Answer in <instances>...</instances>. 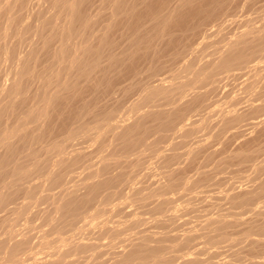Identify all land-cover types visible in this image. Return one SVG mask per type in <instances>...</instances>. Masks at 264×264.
Instances as JSON below:
<instances>
[{"label":"bare ground","instance_id":"1","mask_svg":"<svg viewBox=\"0 0 264 264\" xmlns=\"http://www.w3.org/2000/svg\"><path fill=\"white\" fill-rule=\"evenodd\" d=\"M7 1V0H6ZM32 1V0H31ZM46 1V0H45ZM94 0H54L53 1V7L55 8L54 10L56 11H58V17L60 18L62 15H64V19H63V21L65 20V21H67L68 19H69V21L67 22V24L66 25H64L63 23V27H58L57 25L59 24H57V25H55L56 23H54V22H52V19L51 18H48V19H44V20H41L42 21V23L37 27V29L35 28V30H36V34H37V36H39L40 38H42L41 40H42V51H44L45 53H49V54H51V52H53L52 51V46H53V44H54V42H56L57 40L60 42V45H59V48H57L56 50H55V55L57 54V59L59 60V61H61V63L63 64V65H61V66H59V65H56V67L58 66V71L55 73L54 72V70H52L53 72H54V74L50 77V79L49 80H45L47 83L45 84V88H42L43 89V91H42V93H40V96H39V99L36 97V99H38V103H36V102H33V103H35V105L36 104H39L40 102L39 101H41V104H39V105H41V106H35V105H33V103H29V104H32V106L31 107H29L28 108V106H27V109L25 108L26 106L25 105H27L26 103L30 100H32V99H27V98H20L19 96H18V98H20L21 100H17L16 101V99L14 100V98H12V95H13V97H15V93H18V92H20V91H22L23 92V87H24V85L26 84L22 79L24 78H27L28 79V77L29 76H31L32 75V72H31V70H35V69H30V65L32 66V64L31 63H29L30 62V60L32 59V61H33V58H35L36 57V55H37V53H36V48L35 47H33V46H31V45H26V47H25V44H26V41H25V39L23 38V37H21V36H19V38L16 40V41H12L11 39H12V35H13V32L12 33H10L11 32V30H13L14 29V27H15V24H16V19H15V17L17 16H14L13 15V11L16 9V8H26L27 9V7L29 6L28 5V0H15L14 2H9L8 1V4L3 8V14H5L6 16L5 17H7L6 18V20H5V23L4 24H2V28L0 27V58L2 59V62L3 63H6V64H9V67H7L8 69H7V71H6V73L4 72L2 75L4 76H2L1 74V77H3L2 79H0V147L3 149V152L2 151H0V210L1 209H5V207H7L8 205H9V203L11 202V201H14L13 200V198H14V196L17 198L18 196H20L19 194H23L24 195V193H25V198H26V200H24V201H22L21 199H23V197L22 198H20V200L22 201V202H24V203H21L22 205H18L19 207H18V209H16V210H14L13 212H14V214H12L13 215V217H12V215H10L9 217H8V215H7V217L5 216L6 215V213L4 214V216L5 217H0V264H27V261L26 260H24L22 257H21V254L24 252V250H25V248L26 247H28V244H29V242H28V240H26L25 239V236L29 233L30 234V232L33 230V229H35V227L37 228L39 225H33V226H35V227H33L31 224V222H30V219H29V221H26L25 222V224H24V227L23 226H21V229H22V227H23V229H22V231H21V229L19 228L18 230L15 228V223H17L20 219H21V217H23V215L25 214V212L27 211V210H30L29 208L30 207H32V206H35V207H38V205H40L41 203H43V202H46L47 201V203L48 202H50L51 204V206L50 207H52V209H51V214H49L48 212H46L45 210H43L44 211V213H43V215L45 214V212L46 213H48L49 215H51V216H48V214L46 215V216H43V218H42V215H41V213L39 212H37L38 213V215H36L35 214V217H37V216H39V217H41V219H42V223H43V227H44V229L46 230V229H49V231L50 232H52V231H55L56 232V230H60V229H58L59 228V226H58V228L56 227L58 224V222L60 221L61 223L64 221H67V222H70V220H68V218H72L71 219V221H73V219L74 218H76L78 215L80 216L81 215V212H83V210L85 209V210H87L88 208H90L89 206L91 205V207H94L95 206V208H96V206H97V208H96V210H95V212L93 213H88L89 215H87L86 216V214L85 213H87V211L85 212V210H84V215L86 216V219L85 220H87V222L89 223V221L91 222V224H92V226H96L97 227V225L99 224L100 225V222H103L104 221V217L105 216H108V215H104V213H106L107 211H108V207H105V208H107V211H105L102 207V205H101V203H99V202H101V201H98V199L102 196V198H105V200H108V202H109V204L108 205H111L112 204V202H110V200H109V198L111 199L113 196H112V194L111 193H115L114 192V190L112 191L111 190V188H113V187H115L116 186V188H117V185L120 187V183L122 182V180H123V182H124V179H122L123 177H122V175L125 173V171H124V173L123 172H118V173H120V174H114L113 173V171H112V173H111V170H112V168H114L115 166L118 168V166H119V163L121 164V163H123L124 161H122V160H124L125 158H123L122 159V157L121 156H119L118 158H120L121 157V159H118L117 160V156L115 155V150H117L116 152H121V151H123L125 154H127V156L128 157H130V155H128V154H132L133 152H136V154L139 156V155H141V154H143L142 152H141V150L138 152V150H139V148L140 149H142L140 146L142 145H145L146 143L145 142H147L146 140H147V136L149 135V134H155V133H153V132H156V131H158L159 132V134L161 133V136L163 137V138H165V136H164V134H166L167 132L168 133H171V132H173L172 130H174V128L176 127V123H177V121H180L181 119H183L184 117H185V115L187 114V113H189V112H191L192 111V109L194 108V107H196V105L197 104H199V102L200 103H202V105L203 104H205V102L203 103V102H201V100H204V97H205V95H208L207 93H203L202 92V94H200V95H198V91L200 90L201 91V88L202 89H204V88H206L207 87V85L206 84H209V82L214 78V77H216L217 75H218V77L221 75V77H222V75H226V73L229 75V73L231 72H235V71H241V70H243V69H245V70H247V65L250 63V64H252V63H254L255 62V60L254 59H259L258 58V56H260L261 57V53L262 52H264L263 50H264V26L263 27H260V30L258 31V29L255 31V29L258 27H255V29H254V31L252 30V29H250V28H248V29H246V30H240V31H242V32H237V30H236V34L232 37L231 35V39H228V41H227V39H225V41H227L226 43H224L225 45H224V47H222L221 46V48H223L222 49V51H221V49L220 50H218V52H215L216 50H212V49H210V51L212 50L213 52H215V53H213V54H216V56L213 58V59H211V60H209L208 62L206 61V63L204 62V63H202V65L200 66V67H198V69H196L195 71H192V74L191 75H189V76H191L190 78H192V76H193V79H192V82L195 84V83H197V82H199V83H197V84H199L198 86L197 85H194L193 84V86L194 87H192L193 89H191L190 91H197V92H195L197 95L193 98V99H189V100H186V97L191 93L188 89H190V88H188V87H190V86H192V84H189L188 82H189V77L187 76V77H184L183 76V79L184 78H189V79H187L188 81L186 82H184V80L182 79V77H180L183 81H181L180 82V84H177V85H179V86H177L176 87V83H175V85H173V84H169V85H167L166 86V84H168L167 83V80L165 79L164 80V78H163V74H162V78H163V80L161 79V81L159 82L158 81V83H160L159 85H157V86H153V87H148V88H146V90H145V92H144V94H143V97H142V99L139 101V102H137V104H136V106H135V104H134V106L133 107H135V108H131V110H128V111H130V114H129V116H130V120H128L129 122H130V124L129 123H122L121 121H119L118 119H117V117L119 116H117V114H118V112H116V108H118V107H116L114 110H112V111H109L108 109V111L106 110V109H103V110H106V112L105 111H103L102 112V110H100L101 109V106L99 107V105L98 104H100V103H98L97 104V100L98 99H100L99 97H101V96H105L106 94L108 95V93L110 92V91H113V88H114V86L115 85H117V83L120 81L121 82V80L125 77V79H126V76H135V77H137L138 76V74H140L139 72H140V68H139V64H140V62L141 61H149L148 62V65H149V67H148V71L150 72V74L151 75H155L157 72H158V70H160V59L165 55V53L167 52V50L170 48H172V47H174L175 45L177 46V45H179L178 43H180V45H181V40L183 39V38H185V37H187L189 34H190V36H191V33L193 34V33H195L196 31H199L200 29H201V27L203 28L204 26H202L203 25V23H205V22H207V20H209V19H211V18H214V17H218L220 14H221V12H222V9H223V7H222V5L224 6V4H225V2L226 1H228V2H230V0H177V2H175L174 3V1L173 0H104V2L103 3H105V5L107 6L108 4H110L111 5V21L106 25L105 24V27L103 28V29H101L100 30V28L98 29V30H100L101 31V33L99 34V33H94V32H92V31H94V29L92 30V27H93V25L95 24V21L91 18V16L87 13V7L89 6V5H91L92 4V2H93ZM247 1V0H246ZM245 1V2H246ZM33 2V1H32ZM31 2V3H32ZM43 2V1H42ZM47 2V1H46ZM45 2V3H46ZM50 2H51V0H50ZM99 2V1H98ZM171 2H173L172 4H171ZM232 2V1H231ZM234 2V1H233ZM232 2V3H233ZM2 3H4V2H2ZM47 3H49V2H47ZM96 3H97V1H96ZM253 3H255L256 4V1L254 0L253 1ZM6 4V3H5ZM4 4V5H5ZM33 4H35V3H33ZM99 4V3H98ZM231 4V3H230ZM235 4H236V2H235ZM4 5H2V6H4ZM50 5V4H49ZM48 5V6H49ZM97 5V4H96ZM234 5V4H233ZM245 5H246V3H245ZM51 6V5H50ZM94 6V5H93ZM231 6V5H230ZM236 6V5H235ZM234 6V7H235ZM241 6V5H240ZM243 6V5H242ZM91 7V6H90ZM98 7V6H97ZM96 7V8H97ZM229 7V6H228ZM233 7V8H234ZM246 7H247V5H246ZM254 7V6H253ZM50 8H52V7H50ZM224 8H225V6H224ZM240 8V7H239ZM31 9H34L33 7L31 8ZM102 9V8H101ZM107 9V8H106ZM230 10H231V7H230ZM257 10H258V8H257ZM261 10H263V9H261ZM261 10H259V11H261ZM21 11V10H20ZM23 11V10H22ZM21 11V12H22ZM25 11V10H24ZM23 11V12H24ZM99 11V10H98ZM102 11V10H101ZM100 11V12H101ZM109 11V10H108ZM225 11V10H224ZM240 11V10H239ZM246 11H247V9H246ZM1 12V11H0ZM16 12V11H15ZM94 12V11H93ZM103 12V14H104V11H102ZM235 12V11H234ZM242 12V11H241ZM243 12H244V10H243ZM251 12V11H250ZM17 13V12H16ZM26 12H24V14H25ZM55 13V12H54ZM98 13V12H97ZM225 13V12H224ZM239 13V15L241 14L240 12H238ZM247 13V12H246ZM262 14H263V11L261 12ZM22 14V13H21ZM51 14V17H53L52 16V13H50ZM98 14H100V13H98ZM230 14V13H229ZM228 14V15H229ZM244 14H245V12H244ZM243 14V15H244ZM250 14V13H249ZM2 15V14H1ZM23 15V14H22ZM56 15V14H55ZM61 15V16H60ZM106 15V14H105ZM233 15V14H232ZM237 15V14H236ZM247 15V14H246ZM253 16H255L254 14H252ZM259 15V14H258ZM261 15V14H260ZM65 16L67 17V19H65ZM106 16H108V15H106ZM221 16V15H220ZM23 17V16H22ZM21 17V18H22ZM56 17V16H55ZM58 17H56V18H58ZM96 17V16H95ZM109 17V16H108ZM223 17V16H222ZM245 17V16H244ZM262 17V16H261ZM20 18V19H21ZM26 18V17H25ZM56 18H54V19H56ZM100 18V17H99ZM230 18H231V16H230ZM216 19V18H215ZM219 19H221V18H219ZM227 19V18H226ZM243 19H245V18H243ZM214 20V19H213ZM213 20H211V21H213ZM228 20H230L229 18H228ZM236 20V19H235ZM235 20H233V22L235 21ZM246 20V19H245ZM251 20H253V19H251ZM261 20V19H260ZM259 20V21H260ZM99 21V20H98ZM217 21H219V20H217ZM257 21V20H256ZM18 22V21H17ZM57 22V21H56ZM249 22V21H248ZM54 23V24H53ZM66 23V22H65ZM214 23V22H213ZM218 23V22H217ZM230 23V21H228V24ZM241 23V22H240ZM245 23V22H244ZM244 23H243V25H244ZM1 24V23H0ZM21 24V23H20ZM100 24H102V22H100ZM210 24V23H209ZM225 24H226V22H225ZM236 24H237V22H236ZM255 24H257V23H255ZM254 24V25H255ZM60 25V24H59ZM97 25H98V22H97ZM103 25H104V22H103ZM214 25V24H213ZM232 25V24H231ZM17 26V25H16ZM27 26H28V23H24L23 24V28L25 27V28H27ZM219 26V25H218ZM225 26V25H224ZM230 26V25H229ZM234 26V25H233ZM240 26V25H239ZM261 26V25H260ZM31 27V26H30ZM29 27V28H30ZM221 27V26H220ZM227 27H228V25H227ZM247 27V26H246ZM18 28V27H17ZM124 29V31H123V33L127 30V34H128V32H133L132 34H133V36H134V38L133 39H131V42L129 43V45L127 46V47H124V49L123 50H120L119 48H117V40H116V38H115V33H117L116 31L119 29ZM205 28V27H204ZM203 28V29H204ZM213 28V27H212ZM222 28V27H221ZM226 28V27H225ZM230 28H231V26H230ZM240 28V27H239ZM244 28V27H243ZM227 29V28H226ZM225 29V30H226ZM229 29V28H228ZM236 29H237V27H236ZM21 31L22 30H25V29H20ZM97 30V29H96ZM210 30V29H209ZM221 30V29H220ZM21 31H17L19 34L21 33ZM175 31H177V32H180V34H175ZM201 31V30H200ZM200 31H199V33H200ZM217 31H218V29H217ZM221 31H223V28H222V30ZM220 31V33H222ZM234 31V30H233ZM122 32V31H121ZM212 32V31H211ZM230 32V31H229ZM15 33V32H14ZM31 33H33V31L31 32ZM93 33L95 34V35H97V36H94L93 35ZM126 33V32H125ZM136 33V34H135ZM199 33H197V34H199ZM224 33V32H223ZM12 34V35H11ZM122 34V33H121ZM126 34V35H127ZM202 34V33H201ZM206 34V33H205ZM228 34V33H227ZM226 34V35H227ZM230 34H232L233 35V33H230ZM33 35H35V34H33ZM79 35L81 36V40H80V42H76V41H74L73 42V40H74V38L76 37V36H78L79 37ZM194 35V34H193ZM207 35V34H206ZM211 35V34H210ZM215 35V34H214ZM223 35V34H222ZM12 36V37H11ZM117 36V35H116ZM202 36V35H201ZM212 36V35H211ZM210 36V37H211ZM218 36V35H217ZM128 37H130V36H128ZM198 37V36H197ZM200 37V36H199ZM227 37V36H226ZM226 37H224V38H226ZM11 38V39H10ZM15 38V37H14ZM39 38V39H40ZM131 38V37H130ZM191 37H189V39H190ZM207 38V37H206ZM214 38H215V36H214ZM223 38V37H222ZM78 39V38H77ZM124 39V38H123ZM188 39V40H189ZM200 39H202V38H200ZM219 39V38H218ZM79 40V39H78ZM125 40V39H124ZM128 40H129V38H128ZM198 40V39H197ZM204 40V39H203ZM207 40V39H206ZM206 40H205V43H206ZM216 40V39H215ZM121 41V40H120ZM200 41V40H199ZM210 41V40H209ZM209 41H208V43H209ZM223 41H224V39H223ZM222 41V42H223ZM224 41V42H225ZM31 42H33V41H31ZM76 42V43H75ZM124 42V41H123ZM192 42V41H191ZM195 42H196V40H195ZM204 42V41H203ZM212 43H213V38H212V41H211ZM218 42H220V41H218ZM217 41H216V43H218ZM222 42H220L221 44H222ZM58 43V42H57ZM120 43V42H119ZM207 43V45L206 46H208L209 44ZM216 43H214L215 45H216ZM33 44H35V43H33ZM193 45L195 44V43H192ZM191 44V45H192ZM200 44H202L201 42H200ZM200 44H199V42H198V45H199V47H200ZM36 45V44H35ZM119 45H122V43L121 44H119ZM125 45H126V43H125ZM196 45V44H195ZM198 45H196V46H198ZM205 45V44H204ZM204 45H202V46H204ZM214 45V46H215ZM220 45V44H219ZM122 46H124V45H122ZM187 46V45H186ZM210 46V45H209ZM213 46V45H212ZM212 46H210V47H212ZM213 46V47H214ZM38 47V46H37ZM58 47V46H57ZM185 47V46H184ZM194 47V46H193ZM218 47L219 46H217L216 47V49H218ZM178 48V47H177ZM203 48V47H202ZM215 48V47H214ZM119 49V50H118ZM180 49V48H179ZM182 49V48H181ZM188 49H189V46H188ZM195 48H192V50H194ZM204 49V48H203ZM206 49H208V47L206 48ZM184 50H186V49H184ZM199 50H201V49H199ZM41 51V50H40ZM42 51H41V53H42ZM175 51V50H174ZM189 51H191V50H189ZM208 51V50H207ZM220 51V52H219ZM168 52H170V51H168ZM176 52V51H175ZM177 52H179L180 53V51H177ZM183 52V51H182ZM187 52V51H186ZM205 53V52H204ZM211 53V52H210ZM53 54V53H52ZM51 54V55H52ZM174 54V53H173ZM173 54H171V55H173ZM183 54H187V53H183ZM189 54V53H188ZM194 54H197V53H194ZM264 53H262V56L264 57V55H263ZM39 55V54H38ZM40 55H42V54H40ZM39 55V56H40ZM55 55H53L54 57H55ZM170 55V54H169ZM179 55V54H178ZM181 55H182V53H181ZM208 55V54H207ZM207 55H205V56H207ZM211 55V54H210ZM176 55H173V57H175ZM180 56V55H179ZM188 56H190V55H188ZM192 56H194V55H192ZM202 56V55H201ZM204 56V57H205ZM185 57H187V56H185ZM204 57H202V58H204ZM177 58V57H176ZM180 58H181V56H180ZM184 58V57H183ZM190 58V57H189ZM197 58V57H196ZM207 58V57H206ZM210 58V57H209ZM0 59V60H1ZM41 59V58H40ZM45 59V58H44ZM178 59V58H177ZM191 59H193V58H191ZM208 59V58H207ZM264 59V58H263ZM263 59L261 58L259 61L261 62V60L263 61ZM56 60V59H55ZM186 60V59H185ZM193 60H195V59H193ZM254 60V62H252ZM12 61H13V63H12ZM14 61H15V63H14ZM180 61V60H179ZM182 61H183V59H182ZM39 62V61H38ZM44 62H45V60H44ZM175 62H177V60L175 61ZM181 62V61H180ZM184 62V61H183ZM191 62V61H190ZM201 62H203V61H201ZM264 62V61H263ZM10 63H11V65H10ZM52 63H54V62H52ZM257 62H255V64H256ZM262 63V62H261ZM5 64V65H6ZM142 64V63H141ZM174 64V63H173ZM183 64V63H182ZM263 64V63H262ZM0 65H4V64H0ZM190 65V64H189ZM189 65H188V67H189ZM193 65V64H192ZM192 65H190V66H192ZM55 65H53V67H54ZM171 66V65H170ZM175 66V65H174ZM182 66V65H181ZM194 66H195V64H194ZM250 66V65H249ZM255 66H260L259 64L257 65H255ZM5 67V66H4ZM3 67V68H4ZM33 67H35V66H33ZM172 67H173V65H172ZM176 67H179L178 65L176 66ZM188 67L186 68V69H188ZM250 67H252V65L250 66ZM250 67H249V69L248 70H250ZM261 67V66H260ZM2 68V67H1ZM2 68V69H3ZM48 68V67H47ZM144 68V67H143ZM175 68V67H174ZM184 68V67H183ZM190 68V67H189ZM191 68H193V66L191 67ZM195 68H197V67H194V69ZM262 68V67H261ZM261 68H260V70H261ZM46 69V68H45ZM49 69H51V68H49ZM49 69H47V70H49ZM55 69V68H54ZM179 69H181V68H179ZM178 69V70H179ZM194 69H189V70H194ZM253 69V71H255V68H252ZM263 69H264V67H263ZM6 70V69H5ZM175 70V69H174ZM174 70H170V71H174ZM181 70H185V69H181ZM235 70V71H234ZM260 70H256V72L255 73H260ZM2 71V70H1ZM46 71V70H45ZM142 71V70H141ZM166 71V70H165ZM252 71V72H253ZM261 71H263V70H261ZM50 72V71H49ZM176 72H178V71H176ZM175 72V73H176ZM185 72V71H184ZM243 73H245L244 71H242ZM241 72V74L243 75V73ZM247 72V71H246ZM249 73H252V72H250V71H248ZM179 74H180V71L178 72ZM181 73H183L182 71H181ZM222 73V74H221ZM223 73H225V74H223ZM233 73L231 74V75H233ZM239 72H237V74H238ZM254 73V72H253ZM252 73V74H253ZM255 73H254V75H255ZM5 74V75H4ZM41 74V73H40ZM50 74V73H49ZM51 74H52V72H51ZM159 74V73H158ZM178 74V75H179ZM184 74H186V73H184ZM234 74H236V72L234 73ZM33 75H36V74H34L33 73ZM178 75H174V73H173V80H175V77L177 76V82H178V78H179V76ZM248 75V73L247 74H244V77L245 76H247ZM256 75H258V74H256ZM50 76V75H49ZM161 76V75H160ZM171 76V75H170ZM180 76H181V74H180ZM235 76V75H234ZM233 76V77H234ZM236 76H239V75H236ZM250 76H251V74H250ZM63 77H65V79H63ZM134 77V78H135ZM140 77V76H139ZM143 77V76H142ZM141 77V78H142ZM147 77V76H146ZM232 77V76H231ZM240 77V76H239ZM244 77H242V78H244ZM256 77H258V76H256ZM33 78V77H32ZM150 78V77H149ZM148 78V79H149ZM161 78V77H160ZM179 78V79H180ZM225 79V76L224 77H222V78H220L221 80L222 79ZM227 78H229V76L227 77L226 76V79ZM236 78H238V77H236ZM241 78V77H240ZM248 78V77H247ZM133 79V78H132ZM147 79V80H148ZM168 79V78H167ZM172 79V78H171ZM185 79V80H186ZM215 79V78H214ZM216 79H217V77H216ZM225 79V80H226ZM264 79V78H263ZM29 80V79H28ZM127 80H128V78H127ZM134 80V79H133ZM140 80V79H139ZM151 80V79H150ZM231 80H233V78L231 79ZM234 80H236V79H234ZM27 81V80H26ZM41 81V80H40ZM123 81V80H122ZM144 81H146V80H144ZM214 81V80H213ZM213 81H211L210 83H212ZM28 83H30L29 81H27ZM82 82V84H81V86L79 85L80 83ZM126 82V81H125ZM134 82V81H133ZM136 82H139V81H136ZM152 82V81H151ZM166 82V83H165ZM169 82V81H168ZM171 82H173V81H171ZM175 82V81H174ZM192 82H190V83H192ZM223 82H224V80H223ZM264 82V81H263ZM39 83V82H38ZM43 83V82H42ZM85 84V86H84V84ZM135 83V82H134ZM221 83H222V81H221ZM123 84H124V82H123ZM218 84V83H217ZM216 84V85H217ZM27 85V84H26ZM25 85V86H26ZM83 85V86H82ZM126 85V84H125ZM128 85V84H127ZM138 85V84H137ZM204 85H206V87H204L203 88V86ZM214 85V84H213ZM220 85V84H219ZM218 85V86H219ZM222 85V84H221ZM227 85V84H226ZM28 86V85H27ZM26 86V87H27ZM43 86V85H42ZM131 85H129V87L127 88L126 87V90L129 92V91H131L134 87V85H132L131 87H130ZM195 86H197V87H195ZM208 86H210V84L208 85ZM264 86V85H263ZM26 87H24V88H26ZM116 88L118 87V85L117 86H115ZM125 87V86H124ZM123 87V88H124ZM133 87V88H132ZM139 87V86H138ZM211 87V86H210ZM245 87V86H244ZM116 88H114V90H116ZM119 88V87H118ZM117 88V89H118ZM207 88H209V87H207ZM206 88V89H207ZM214 88V87H213ZM225 88V87H224ZM243 88V87H242ZM246 88V87H245ZM244 88V89H245ZM255 88H257V87H254V92L256 91L255 90ZM40 89V88H39ZM119 89H121V88H119ZM135 89V88H134ZM139 89V88H138ZM205 89V90H206ZM244 89H242V91H244ZM261 89H262V91H263V93H264V89L261 87ZM260 89V90H261ZM125 89H123L122 91L123 92H126L127 93V91L125 90ZM137 90V89H136ZM140 90V89H139ZM214 90V89H213ZM257 90H259L258 88H257ZM256 91L255 92V95H256V93L257 92H260V95L261 96H259V98L261 97L262 98V100H264L263 98V96H262V91ZM173 91H174V93H173ZM199 91V92H200ZM211 91H212V89H211ZM215 91V90H214ZM218 91V90H217ZM246 91V90H245ZM248 91V90H247ZM116 92V91H115ZM118 92V91H117ZM132 92V91H131ZM140 92V91H139ZM175 92H177V93H179L178 95V97H177V93H175ZM190 92V93H189ZM207 92H209V91H207ZM219 92H221V91H219ZM218 92V93H219ZM226 92V91H225ZM239 92H241V91H239ZM87 93H91L90 94V96H88V97H91L89 100H87V96H86V94ZM118 93H120V92H118ZM125 93V94H126ZM130 93V92H129ZM141 93V92H140ZM174 94V95H171V94ZM216 93V92H215ZM223 93V92H222ZM232 94H233V92H231ZM235 93H236V91H235ZM234 93V94H235ZM237 93H238V91H237ZM21 95L22 93H18V95ZM110 94V93H109ZM124 94V93H123ZM133 94V93H132ZM131 94V95H132ZM242 94L244 95V92H242ZM246 94H247V92H246ZM245 94V95H246ZM249 94H251V92H249L248 93V95ZM253 94V93H252ZM258 95H259V93H257ZM33 95H35V94H33ZM176 95V96H175ZM211 95V94H210ZM220 95V94H219ZM225 95V94H224ZM243 95H241V96H243ZM248 95H246V96H248ZM254 95V96H255ZM257 95V96H258ZM264 95V94H263ZM84 96H86L85 97V100H84ZM115 96H117L116 95V93H115ZM119 96V95H118ZM127 96V95H126ZM158 96H164L166 99H168V101H170V105L171 106H174V104L175 103H178V101L176 102L175 100H173L174 99V97L173 96H175V98H177L178 100H179V98H180V100H179V105L177 106L176 104H175V107H171V108H174V109H171V108H169V109H171V110H160V108L155 104L156 102H154L155 100V98H157ZM192 96V95H191ZM236 97H233V96H231V97H233L232 99H233V102H235V101H237V97H239V95L237 96V95H235ZM246 96H243V97H245V100H246ZM256 96V97H257ZM17 97V96H16ZM25 97V96H24ZM28 97H30V96H28ZM107 97V96H106ZM120 97V96H119ZM133 97V96H132ZM131 97V98H132ZM164 97H163V101H164ZM173 97V98H172ZM207 97V96H206ZM242 97V98H243ZM256 97H255V99H256ZM33 98H35V97H33ZM111 98V97H110ZM159 98V97H158ZM189 98V97H188ZM210 98H211V96H209V99L208 100H210ZM218 98V97H217ZM241 97H240V99H242ZM250 98L252 99L253 97L252 96H250ZM260 98V99H261ZM126 99V98H125ZM159 99H161V97L159 98ZM232 99H231V101H232ZM247 99H249V98H247ZM250 99V100H251ZM33 100H35V99H33ZM32 100V101H33ZM108 100H111V99H108ZM120 100V99H119ZM126 100H128V99H126ZM154 100V101H153ZM158 100V99H157ZM162 100V99H161ZM161 100H159V101H161ZM172 100H173V103L174 104H172ZM206 100V99H205ZM207 100V101H208ZM226 100V99H225ZM244 100V99H243ZM243 100L241 101L242 103H244L245 102V105L247 104V102L246 101H244L243 102ZM257 100L259 101H257L258 103H259V105H258V103H257V105H251V104H249L250 102H249V100H248V106L246 105V108L248 107L249 109H248V111L245 113L243 110H242V107H243V105L242 106H240L241 105V103L240 102H238L239 104V106L241 107V109L238 111V110H236V109H239L240 107H238V105H237V103L235 102V104L237 105H235L234 103V105L237 107V108H235L234 107V109L235 110H231V108H229L228 107V105H227V107L230 109V111H228V113H226L225 111H224V113H222V110H221V114H223L222 116H221V122L220 123H222V124H219L220 126L222 125V127H220L219 129H220V132H223L224 130H226V129H232V128H229V127H233L234 125H238L239 123H243L244 121H246L247 119L249 120L250 119V117H254V116H257V115H262V117L260 116H257L256 117V120L258 119V122L256 121V122H254L255 123V125H256V127H257V125H258V123L259 124H263L264 123V120H262L261 121V118H263L264 116H263V114H264V104H261V102L262 103H264L263 101H260L259 99H258V97H257ZM37 101V100H36ZM105 101H106V99H105ZM115 101H117V99H115ZM131 101V100H130ZM137 101V100H136ZM145 102L144 104L142 103L141 104V102ZM159 101H157V102H159ZM168 101H165L166 103H167V105H168ZM206 101V102H207ZM219 101V100H218ZM222 101H224L223 99H222ZM118 102V101H117ZM215 102V101H214ZM228 102H229V100H228ZM112 104H113V101L111 102ZM122 103V102H121ZM151 103V106L152 107H149V106H147L148 107V109L145 111V112H141L142 111V109H141V107H142V105L144 106V105H149ZM216 103V102H215ZM227 103V102H226ZM105 104V103H104ZM118 104V103H117ZM124 104H126L125 102H124ZM129 104V103H128ZM133 104V103H132ZM153 104V105H152ZM154 104L157 106V108H155V106H154ZM207 104V103H206ZM209 104V103H208ZM210 104H212V103H210ZM209 104V105H210ZM222 104V103H221ZM229 104H230V102H229ZM232 104V105H233ZM97 105H98V107L100 108H98L97 107ZM110 105V104H109ZM169 105V106H170ZM201 105V104H200ZM217 105V104H216ZM245 105H244V108H245ZM123 106V105H122ZM128 106V105H127ZM130 106V105H129ZM131 106V107H132ZM160 106H162V105H160ZM166 106V105H165ZM164 106V107H165ZM176 106H177V108H176ZM199 105H197V107H198ZM226 106V105H225ZM23 107V110H24V108H25V110H27V112L25 113V111L23 112V110L21 109ZM109 107V106H108ZM112 107V106H111ZM121 107V106H120ZM200 107V106H199ZM198 107V108H199ZM204 107H206V106H204ZM211 107H212V105H211ZM215 107V106H214ZM219 107H220V104H219ZM125 108V107H124ZM128 108V107H127ZM145 108V107H144ZM163 108V107H162ZM166 108V107H165ZM209 108V107H208ZM216 108V107H215ZM220 108H222V106L220 107ZM226 108V107H225ZM243 108V109H244ZM246 108L244 109L245 111H246ZM18 109H20V110H22V112H23V114H25V117H23V118H21V120H20V122L19 123H14V124H12V123H8L7 124V122L5 121L6 119H8V116H11V115H15V113H17V111H19ZM120 109V108H119ZM121 109L123 110V107H121ZM139 109H141V111L139 110ZM156 109V110H155ZM158 109V110H157ZM197 109V108H196ZM206 109H207V107H206ZM210 109H213V108H210ZM118 110V109H117ZM122 110H120V111H122ZM138 110L141 112V113H139L138 112ZM145 110V109H144ZM195 110V109H194ZM203 109H201V111H202ZM214 110V109H213ZM124 111V110H123ZM196 111V110H195ZM198 111V110H197ZM238 111V112H237ZM240 111H241V113H240ZM244 113H243V112ZM193 112V111H192ZM191 112V113H192ZM199 112V111H198ZM210 112H211V110H210ZM209 112V113H210ZM216 112V111H215ZM214 112V113H215ZM217 112H218V110H217ZM120 113H122V112H120ZM197 113V112H196ZM200 113V112H199ZM203 114H204V110H203V112H202ZM263 113V114H262ZM201 114V113H200ZM213 114V113H212ZM221 114H219V115H221ZM19 115H21V112H19ZM18 115V116H19ZM102 116V118H101V116ZM188 115V114H187ZM191 115V114H190ZM193 115H195V114H193ZM193 115H191V117L193 116ZM209 115V114H208ZM17 115H15V116H13V118L15 119V117H16ZM84 116H86V118L88 117V116H97V117H99L100 119H101V123H98L96 126H94L93 124V127L90 125V127H89V125H88V127L86 126V124L82 121L83 119H79V118H83ZM125 116V115H124ZM196 116H199V115H197L196 114ZM203 116H205V115H203ZM210 116V115H209ZM212 116V115H211ZM122 117V116H121ZM120 117V118H121ZM127 117V116H126ZM205 117H207V116H205ZM20 118H18V119H20ZM85 118V117H84ZM86 118H85V120H86ZM92 118V117H91ZM119 118V119H120ZM123 118V117H122ZM129 118V117H128ZM186 118V117H185ZM193 118V117H192ZM210 118H212V117H210ZM216 118H217V115H216ZM219 119H220V117H218ZM259 118H260V121L261 122H259ZM16 119H17V117H16ZM93 119V118H92ZM91 119V120H92ZM99 119V120H100ZM124 120H125V118H123ZM123 119H122V121H123ZM189 119H191V118H189ZM193 119H195V118H193ZM212 119H215V118H212ZM252 120L253 119H255V117L254 118H251ZM10 120V119H9ZM79 121L80 120V126L79 125H77L78 124V122L76 123V121ZM90 119H88V121H89ZM94 120V119H93ZM95 120H96V118H95ZM121 120V119H120ZM198 120V119H197ZM202 119H200L199 121H201ZM248 120L246 121V123H245V127H246V125L248 126V124H247V122H248ZM74 121H75V124H73V126H75V128H73V127H71V125H72V123H74ZM83 123H82V122ZM87 121V120H86ZM104 121H105V123H104ZM196 121V120H195ZM209 121V119H207V118H205V119H203L202 120V122H201V124H200V130L201 129H203L202 127H205V126H207V124L210 122H208ZM214 121V120H213ZM251 121V120H250ZM255 121V120H254ZM15 122V121H14ZM125 122V121H124ZM192 122H194V121H192L191 120V123ZM217 122V121H216ZM218 122V123H219ZM252 123H253V121H251ZM250 122V123H251ZM31 123H33L35 126H28L29 124H31ZM71 123V124H70ZM186 123V122H185ZM191 123H190V125H191ZM212 123V122H211ZM249 123V122H248ZM249 123V124H250ZM251 123V124H252ZM43 124V125H42ZM127 124H129V125H127ZM178 124V123H177ZM181 124H182V121H181ZM180 124V125H181ZM188 124V123H187ZM198 124V123H197ZM250 124V125H251ZM78 127H77V126ZM213 125V124H212ZM215 125V124H214ZM239 125H241V124H239ZM238 125V126H239ZM253 125V128H255L254 126V124H252ZM251 125V126H252ZM179 126V125H178ZM189 125H186L185 124V129H182V130H180L178 133L180 134V135H182V136H187L188 137V135H186V134H189V133H191V132H193L194 130L196 131V129H192V128H186V127H188ZM216 126V125H215ZM238 126L235 128V127H233L234 129H237L238 128ZM262 126V125H261ZM261 126H260V128H261ZM39 128V127H41V128H39L41 131H42V133L41 132H39L40 134H37L36 133V128ZM191 127V126H190ZM194 127V126H193ZM219 127V126H218ZM241 127V126H240ZM259 127V126H258ZM257 127V128H258ZM196 128V127H195ZM197 128H198V126H197ZM206 128V127H205ZM205 128H204V130H205ZM214 128V127H213ZM248 128V127H247ZM256 128V130H258ZM259 128V129H260ZM263 128V127H262ZM216 129L218 130V128L216 127ZM239 129V128H238ZM58 130H60V131H62V130H67L66 132H67V136L69 137V138H71V140H73V139H75V142L77 141V139H76V137L78 136L79 137V135L82 133V132H84V136H86L87 138L86 139H88L87 141L89 142V143H87V141L85 142V144H86V146L84 147L83 145H81V146H83L84 148L82 149V151H79V150H81V148L78 146V148H80L79 150H75V148H77V146L76 147H74V149H73V152H71L70 151V153H73L72 155L74 156L72 159H73V161L71 160L70 162H72V163H70L71 164V166L72 165H74V166H76V164H78L77 162H79L80 163V161L82 162V160L83 159H81L83 156H85V152H86V149H88L89 147H91V146H89L90 144L93 146V147H95L96 145L97 146H99L98 148H99V150H98V148H97V146H96V151L98 152L99 151V156H98V154L97 153H95V155L97 156H95L97 159V163H95V162H93L92 160H91V166H89L88 168H87V170L89 169L90 171H89V173H84L87 177H86V179H85V181L83 182V186H84V189H85V191L87 190V192H85L86 194H78V191H79V189H78V187H79V185L78 184H76V185H73V186H78L77 187V190H76V187H74V188H72L73 186H72V180L69 182V179H71V178H69V176H67V168H69V165H68V162L64 159V155L65 154H67L68 152H65V147H66V145H64L63 146V140H64V142H65V138L63 139L62 138V142H60L57 138H56V136H55V139H57V140H55V139H53V138H51L50 136V138H51V144L49 143V141H50V138H48L49 140H47V138L45 137L44 139H46V141H48V145H50V146H46V148L47 149H49V150H47V149H45V150H47V152L49 153V152H51V155H52V153H55L54 155H56L55 157L56 158H52L53 160L54 159H56V160H50L49 159V161H51V165H45V167H43L42 166V164L40 163V155H42V153H40L39 154V151H41V145H40V148L41 149H39V150H35V149H33L32 147L33 146H35L36 144L34 143V142H36L37 140H38V142H39V140L41 139V137H43V136H46L47 135V137H48V134L50 133L51 135H53V134H55L56 132L55 131H58ZM178 130H179V128H178ZM207 130H208V127H207ZM262 130V129H261ZM260 130V131H261ZM264 130V129H263ZM59 131V132H60ZM79 131H82V132H80V134H79ZM198 131V130H197ZM206 131V130H205ZM215 131V130H214ZM232 130H230V133H232L231 132ZM241 131V130H240ZM64 132V131H63ZM218 132H219V130H218ZM220 132H219V134H220ZM229 132V131H228ZM242 132H243V130H242ZM245 132V131H244ZM246 132L248 133V131H247V129H246ZM251 131H249V133H250ZM259 132V131H258ZM167 133V134H168ZM217 133V132H216ZM235 133H237V132H235ZM247 133H245V134H247ZM252 133V132H251ZM251 133H250V135H251ZM253 133H254V130H253ZM260 134L262 133V132H259ZM63 134H65V133H63ZM83 134V133H82ZM151 134V135H152ZM172 134V133H171ZM229 134V133H228ZM241 134V133H240ZM245 134L244 133H242V135H244L245 136ZM255 134H257L256 133V131H255ZM263 134V133H262ZM174 135H176L175 134V132H174ZM174 135H171L172 136V138H174L173 136ZM224 135V134H223ZM232 135V134H231ZM233 135H235V134H233ZM253 135V134H252ZM252 135H251V139H254L253 137H252ZM66 136V137H67ZM84 136L82 135V137L84 138ZM226 136V135H225ZM230 136V135H229ZM244 136H242V138H240V140L241 139H246V138H243ZM253 136H256V135H253ZM63 137V136H62ZM67 137V138H68ZM157 137H159V135L157 136ZM162 137H160V139H163ZM177 137V136H176ZM179 137V136H178ZM232 137V136H231ZM230 137V138H231ZM238 136H236V138H237ZM241 137V136H240ZM260 137V136H259ZM263 137V136H262ZM40 138V139H39ZM59 138H60V136H59ZM66 138V139H67ZM68 138V139H69ZM152 138V137H151ZM224 138V137H223ZM233 138V137H232ZM235 138V137H234ZM248 138H249V135H248ZM255 138H258V136H256ZM67 139V140H68ZM80 139H82V138H80ZM159 139V138H158ZM183 139V138H182ZM185 139V138H184ZM220 139V138H219ZM70 140V139H69ZM155 140V139H154ZM156 140H157V138H156ZM170 140V139H169ZM230 140V139H229ZM237 140V139H236ZM247 140V139H246ZM255 140H257V139H255ZM254 140V141H255ZM41 141V140H40ZM117 141L119 142V143H117ZM150 140H148V142H149ZM162 141V140H161ZM164 141V140H163ZM175 141V140H174ZM225 141V140H224ZM227 141H228V139H227ZM231 141V140H230ZM260 141V140H259ZM75 142H72V143H75ZM83 142H84V140H83ZM159 142V141H158ZM166 142V141H165ZM164 142V143H165ZM171 142H173V141H171ZM231 142H234V140H232ZM239 142V141H238ZM242 142H245V141H241V143ZM249 143L251 142V140L250 141H248ZM261 142V141H260ZM37 143V142H36ZM42 143V142H41ZM40 143V144H41ZM45 142H43V144H44ZM63 143V144H62ZM78 143V142H77ZM114 143H116L117 145L119 144V148H120V151H118V149H116V144H114ZM228 143H230V142H228ZM246 143V142H245ZM252 143H253V141H252ZM252 143H251V146H252ZM255 143V142H254ZM262 143V142H261ZM79 144V143H78ZM82 144V143H81ZM87 144H89V145H87ZM170 144V143H169ZM220 144V143H219ZM230 144H234V143H230ZM237 144V143H236ZM244 144V143H243ZM248 144V143H247ZM45 145H46V143H45ZM74 145V144H73ZM75 145H76V143H75ZM157 145V141H154V142H150V144H148V145H145L146 146V150L147 149H149V147L150 148H152L153 149V152H155L154 153V155L156 154V150L158 149V146H156ZM160 145H162V144H160ZM165 145H166V143H165ZM178 145H182V144H177V142H176V144H174V145H171L172 146V148L170 149L171 150V153L170 154H165V153H168V151L167 152H164V153H162L161 155H159L158 153V156H156V158L158 157V158H160V160H158V158H157V161H162V162H159V163H161V164H165V165H163L164 167H162V165L161 164H159V165H161L160 166V168H165V170L167 171V169L166 168H168L170 165H173V166H175V164H176V166L178 165V163H180V162H178L176 159L178 158V157H180L177 153L180 151L179 150V148H178ZM223 145V144H222ZM245 145V144H244ZM250 145V144H249ZM262 145V144H261ZM260 145V146H261ZM68 146H70V148H71V144L69 145L68 144ZM87 146H89V147H87ZM205 146V145H204ZM206 146H208V145H206ZM206 146H205V148H206ZM224 146V145H223ZM223 146H219V147H223ZM229 146V145H228ZM242 146V145H241ZM240 146V147H241ZM260 146H258V147H260ZM43 147V146H42ZM49 147V148H48ZM156 147H157V149H156ZM170 147V146H169ZM182 147V146H181ZM197 147H199V146H197ZM203 147V146H202ZM217 147V146H216ZM219 147H217V148H219ZM230 147V146H229ZM237 147V146H236ZM0 148V149H1ZM67 148V147H66ZM73 148V147H72ZM77 148V149H78ZM92 148V147H91ZM200 148V147H199ZM198 148V149H199ZM213 148V147H212ZM215 148V147H214ZM233 148V147H232ZM249 147H247L246 149L247 150H249V151H247L246 149H239V148H237V149H239V150H241V151H237L236 153H235V151H234V153L233 154H230V156H228L227 158H223L224 159V161H223V164H221V168L223 169V165H224V163L225 164H229V162H230V165L232 164V162L234 163V161L236 162V161H241V163L242 162H244L245 161V163H246V160H247V164L248 163H252V162H249L250 160H251V157L252 156H256V155H254V153H255V151H257L256 149H257V147H256V149H255V151H253V149H252V151L254 152V153H252V152H250V148L248 149ZM1 149V150H2ZM24 149H26V151H27V154L24 156L23 154H25L24 152L22 153L21 151H25ZM44 149H43V151H41V152H44ZM84 149H85V151H84ZM93 149V148H92ZM91 149V150H92ZM143 149H144V146H143ZM160 149V148H159ZM162 149V148H161ZM166 149H168V148H166ZM178 149V150H177ZM197 149V148H196ZM222 149V148H221ZM220 149V150H221ZM227 149V148H226ZM226 149H224V150H226ZM236 149V150H237ZM68 150V149H67ZM90 149H88V151H89ZM145 150V149H144ZM143 150V152H146V151H144ZM150 150V149H149ZM155 150V151H154ZM165 150V149H164ZM163 150V151H164ZM169 150V151H170ZM193 150V149H192ZM223 150V149H222ZM221 150V151H222ZM233 150V149H232ZM246 150V151H245ZM69 151V150H68ZM87 151V153H89ZM93 151V150H92ZM91 151V152H92ZM158 151V150H157ZM161 151L162 150H160V153H161ZM162 151V152H163ZM176 151H178L177 153H176ZM188 151V150H187ZM201 151V150H200ZM202 151H205L204 149L202 150ZM208 151V149L206 150V152ZM259 151H260V149L257 151L258 153H259ZM2 152V153H1ZM46 152V151H45ZM90 152V153H91ZM95 152V151H94ZM93 152V153H94ZM147 152H148V150H147ZM152 152V153H153ZM186 151H184V153H185ZM189 152H191V151H189ZM193 152V151H192ZM196 152V151H195ZM195 152H193V153H195ZM213 152V151H212ZM211 152V153H212ZM227 152V151H226ZM230 152V151H229ZM255 153V154H258V153ZM261 152H262V150H261ZM22 153V154H21ZM197 153H198V151H197ZM202 153V152H201ZM214 153V152H213ZM225 153V152H224ZM20 154L21 155H23V156H20ZM44 154V153H43ZM125 154H124V156H125ZM145 154V153H144ZM180 154V153H179ZM183 154V153H182ZM181 154V155H182ZM187 154V153H186ZM208 154V153H207ZM219 155H220V153H218ZM229 154V153H228ZM261 154H264L263 152L261 153ZM46 155V154H45ZM50 155V154H49ZM50 155V156H51ZM91 155H92V153H91ZM90 155V156H91ZM148 155H150V154H148ZM152 155V154H151ZM154 155H153V157H154ZM193 155V154H192ZM211 155H213V154H211ZM211 155H209V156H211ZM215 155V154H214ZM218 155V157H220ZM223 155V154H222ZM227 155V154H226ZM260 155V154H259ZM258 155V157L257 158H259L260 156ZM48 156V155H47ZM66 156V155H65ZM126 156V157H127ZM132 157H133V155H131ZM137 156V157H138ZM145 157L147 156V155H144ZM184 156V155H183ZM190 156V155H189ZM200 156V155H199ZM198 156V157H199ZM205 156V155H204ZM207 156V155H206ZM264 156V155H263ZM68 157H70L69 155H68ZM92 157H94V156H92ZM151 157V156H150ZM149 157V158H150ZM186 157V156H185ZM196 157H197V155L196 156H191L190 157V163L192 164V163H194V161H196L195 159H196ZM202 157V156H201ZM212 157V156H211ZM210 157V158H211ZM214 157V156H213ZM212 157V158H213ZM216 157V156H215ZM84 158V157H83ZM143 158V157H142ZM147 158V157H146ZM146 158H145V160H146ZM182 158V157H181ZM181 158H180V160H181ZM184 158V157H183ZM188 159H189V157H187ZM205 158V157H204ZM207 159L209 158V157H206ZM255 158V157H254ZM94 159V158H93ZM131 159V158H130ZM135 159V158H134ZM138 159V158H137ZM137 159H135L136 161H137ZM184 159H186V158H184ZM220 159V158H219ZM248 159H249V161H248ZM48 160V159H47ZM67 160H70V159H67ZM133 160V159H132ZM149 160V159H148ZM176 160V163H174V161ZM203 160H206V159H203ZM212 160V159H211ZM216 160V159H215ZM254 159L252 158V160L251 161H253ZM256 160V159H255ZM259 161H260V159H258ZM44 161H46V159L44 160ZM122 161V162H121ZM139 161V160H138ZM151 161H152V159H151ZM155 161V160H154ZM27 162L30 164V165H33V169H31L32 168V166H30L29 165V167H31L30 169H29V167H28V169H26L27 168V166H25V164H27ZM48 162V161H47ZM66 162H67V164H66ZM131 162V161H130ZM130 162H128V160H127V163H129L130 164ZM132 162H134V161H132ZM145 163L147 162V161H144ZM197 162V161H196ZM205 162V161H204ZM210 162V161H209ZM227 162V163H226ZM255 162V161H254ZM49 163V162H48ZM53 163V164H52ZM84 163V162H83ZM93 163H95V165L93 164ZM125 163V162H124ZM135 163V162H134ZM137 163V162H136ZM149 163H150V160H149ZM202 163V162H201ZM214 163V162H213ZM237 163V162H236ZM245 163L243 164V165H245ZM257 163V162H256ZM262 163V162H261ZM50 164V163H49ZM85 164V163H84ZM92 164L94 165V166H92ZM132 164V163H131ZM138 164V163H137ZM196 164V163H195ZM197 164H198V162H197ZM200 164V163H199ZM203 164V163H202ZM210 164V163H209ZM227 164V165H228ZM239 164V163H238ZM249 164V165H250ZM255 164V163H254ZM53 165L55 166V167H53ZM123 165V164H122ZM128 165V164H127ZM151 165H152V163H151ZM151 165H149V166H151ZM155 165V164H154ZM158 165V166H159ZM187 165H188V163H187ZM205 165V164H204ZM203 165V166H204ZM230 165H228V166H230ZM240 165H242V164H240ZM257 167H256V174L259 176L260 174H258V173H261L262 171H264V166H262L263 165V163H262V165H258V164H255ZM255 165H252V166H255ZM73 166V167H74ZM78 166V165H77ZM82 166H84L83 164H82ZM81 166V167H82ZM121 166V165H120ZM132 167L134 166V165H131ZM146 165H144V167H145ZM148 166V165H147ZM166 166V167H165ZM175 166V167H176ZM179 166H180V164H179ZM182 166V165H181ZM183 166H185V165H183ZM213 166H214V164H213ZM216 166V165H215ZM223 166V167H222ZM226 166V165H225ZM232 166H233V164H232ZM234 166H235V163H234ZM239 166V165H238ZM246 166V165H245ZM245 166H243V167H245ZM25 167V168H24ZM57 167L59 168L58 170H57ZM71 168V170L73 169H75L76 167H74V168ZM115 167V168H116ZM122 167V166H121ZM120 167V168H121ZM125 167V166H124ZM137 167V166H136ZM174 167V168H175ZM191 167V166H190ZM189 167V168H190ZM193 167V166H192ZM191 167V168H192ZM198 167V166H197ZM200 167V166H199ZM218 167V166H217ZM216 167V168H217ZM241 167V166H240ZM247 167H248V165H247ZM250 167H251V165H250ZM54 168H56V169H54ZM84 168V167H83ZM113 169V170H116V169ZM142 168V167H141ZM151 168H152V166H151ZM150 168V169H151ZM154 168V167H153ZM153 168H152V170L151 171H153ZM159 168V169H160ZM174 168H171V169H174ZM180 168V167H179ZM181 168H184L185 169V167H181ZM189 168L187 167V169L189 170ZM196 168V167H195ZM204 168V167H203ZM202 168V169H203ZM205 168H207V167H205ZM208 168H209V166H208ZM211 168H212V165H211ZM214 168V167H213ZM212 168V169H213ZM239 168V167H238ZM246 168V167H245ZM79 169V170H78ZM123 169V168H122ZM121 169V170H122ZM130 169V168H129ZM140 169V168H139ZM149 169V170H150ZM156 170H157V167L155 168ZM170 169V168H169ZM170 169V170H171ZM187 169H186V171H184L183 169H180V171H183V172H185V174L187 173ZM200 169V168H199ZM210 169V168H209ZM219 169V168H218ZM222 169H219V171H221ZM224 169H226V168H224ZM69 171H70V169H68ZM83 170V169H82ZM85 170H86V168H85ZM84 170V171H85ZM131 170V169H130ZM142 170V169H141ZM140 170V171H141ZM147 170V169H146ZM145 170V171H146ZM163 170V169H162ZM162 170L160 171V172H162ZM176 170L177 171H175V170H171L169 173L167 172L166 173V171H165V173L167 174H165V173H162V175L164 174V175H166L167 176V178L168 179H166V183L168 182V184H166V186H164L165 185V182H161V181H159V182H161V184L159 183L158 185H157V187H153L154 189H150L148 186H147V188L146 189H150L151 191H146L147 193L146 194H144V191H143V193H142V191L141 190H145L143 187H141V188H143V189H139L138 187H137V185H133L132 184V187L130 186L131 184H129L128 186L129 187H131L130 189H132L131 190V193H128V194H130V195H126V194H123V188L121 189L122 190V192H120L121 190H115L116 192L117 191H119V192H117V193H115V196H116V194H120L119 196H120V201H122V197H124V199H123V201L124 202H126V203H128L129 204V207L130 206H132L131 204L133 203V202H136V201H138V203L141 205V204H143V203H150V202H152L153 201V199H157V198H160V199H158L159 201L158 202H156V203H154V201L152 202V206H153V208L151 209L150 208V205H149V208L151 209V211H150V209L148 210V211H150L151 213H153V212H155L156 214H161V215H163L164 216V213H166V211L167 210H169L171 207H173V206H171V204L172 205H176L178 202H177V200H172L173 199V197H168L167 195L169 194V193H173L174 192V190H175V192H177V191H179L178 189H183L184 190V192H187V191H189V190H193L194 188V191L195 190H197V192H199L198 190H200V194H202V192H201V190H203V186H205V185H203L202 186V188H198L197 189V184H201V183H203L204 181H207L206 183L209 185V184H211L210 182H209V180H206L207 179V174L209 173H204L205 171H207L206 169H205V171L204 172H202L201 171V173L199 174V176H195V175H193V177L195 176V179L194 178H190V179H185V180H182L183 179V177H180V178H176V174H177V172H178V169L176 168ZM227 170H229V168L228 169H226V171ZM234 170H236L235 168H234ZM242 170V169H241ZM248 170V169H247ZM68 171V172H69ZM76 171H80V168H78L77 167V170ZM118 171V170H117ZM123 171V170H122ZM127 171V170H126ZM138 171V170H137ZM155 171V170H154ZM157 171H159V170H157ZM164 171V170H163ZM192 171H193V169H192ZM200 171V170H199ZM214 171V170H213ZM238 171V170H237ZM236 171V172H237ZM249 171H250V174H251V168L249 169ZM255 171V170H254ZM254 171H252V173L254 172ZM74 172V171H73ZM83 172V171H82ZM86 172V171H85ZM131 172V171H130ZM149 172V171H148ZM195 172H196V169H195ZM198 172V171H197ZM223 173H224V171H222ZM232 172V171H231ZM38 173V176H42V179L41 178H39L38 176V180L39 179H41L42 181H41V183H36V184H33L32 185V180L28 183H26V179L28 178V177H30V176H35L36 174ZM132 173V172H131ZM134 173V172H133ZM132 173V174H133ZM139 173V172H138ZM145 173V172H144ZM151 173V175L152 174H154V173H152V172H150ZM194 173V172H193ZM213 173V172H212ZM218 173V172H217ZM227 173V172H226ZM225 173V174H226ZM234 173V172H233ZM238 173V172H237ZM243 173V172H242ZM247 173V172H246ZM35 174V175H34ZM40 174V175H39ZM68 174H70V176H71V174H72V171H71V173L69 172ZM77 174V173H76ZM79 174V173H78ZM83 174V173H82ZM81 174V175H82ZM127 174V173H126ZM141 174V173H140ZM179 174H180V172H179ZM184 174V173H183ZM188 174V176H189V173H187ZM195 174V173H194ZM235 174V173H234ZM239 174V173H238ZM243 174H245V173H243ZM249 174V173H248ZM248 174H246V175H248ZM263 174H264V172H263ZM262 174V175H263ZM74 176H75V174H73ZM134 175V174H133ZM151 175H148V176H151ZM157 175V174H156ZM163 175V176H164ZM178 175V174H177ZM197 175V174H196ZM218 175V174H217ZM221 175H223V174H221ZM240 175V174H239ZM251 175H253V174H251ZM254 175H255V173H254ZM253 175V176H254ZM261 175V176H262ZM9 177V176H12V178L11 179H13V177H14V179H13V181L12 182H10V183H6L5 182V180H4V178L5 177ZM32 176V177H33ZM84 176V175H83ZM127 176V175H126ZM136 176V175H135ZM144 176V175H143ZM160 176V175H159ZM166 176H165V178H166ZM180 176V175H179ZM183 176V175H182ZM187 176V175H186ZM209 176V175H208ZM214 176H216V175H214ZM219 176V175H218ZM224 176V175H223ZM225 176H227V175H225ZM232 176H235V175H232ZM237 176V175H236ZM242 176V175H241ZM252 176V177H253ZM7 177L5 178V179H7ZM79 177H81V176H79ZM85 177V176H84ZM162 177V176H161ZM189 177H192V176H189ZM197 177V178H196ZM231 177V175L229 176V178ZM245 177V176H244ZM247 177H249V178H247ZM247 177H245V178H247L248 180H250V176L248 175ZM251 177V182H252V179L254 180V182H255V180H257V178H258V180H260L259 178L260 177H257L256 175L254 176V178H252ZM255 177H256V179H255ZM74 178L75 177H73L72 179L74 180ZM125 178V177H124ZM129 178V177H128ZM139 178V177H138ZM152 178V177H151ZM154 178V177H153ZM182 178V179H181ZM185 178V177H184ZM210 178H214V177H211L210 176ZM221 177H219V178H217L216 177V180H218V179H220ZM239 178V177H238ZM237 178V179H238ZM32 179V178H31ZM83 179V178H82ZM126 179V178H125ZM140 179V178H139ZM209 179V178H208ZM215 179V178H214ZM226 179V181H227V178H225ZM224 179V180H225ZM234 179V178H233ZM232 179V180H233ZM246 179V180H247ZM29 180V179H28ZM27 180V181H28ZM36 180V179H35ZM35 180H33V182H35ZM78 180V179H77ZM76 180V181H77ZM135 180V179H134ZM133 180V181H134ZM146 180V179H145ZM151 180V179H150ZM161 180V179H160ZM182 180V181H181ZM216 180H215V182H216ZM241 180V179H240ZM239 180V181H240ZM257 180V181H258ZM262 180V179H261ZM264 180V179H263ZM262 180V181H263ZM7 181V180H6ZM24 182L25 181V183H26V185H27V189H24L23 191H21V187H20V185L21 186H23L22 185V183L21 182ZM75 181V180H74ZM129 181H131V180H128V182ZM143 181H144V179H143ZM157 181V180H156ZM164 181V180H163ZM212 181H214V180H212ZM211 181V182H212ZM222 181V180H221ZM230 181V180H229ZM68 182L71 184V188H70V186H68L67 184H68ZM82 181H80L79 183H81ZM149 182V181H148ZM155 182V181H154ZM201 182V183H200ZM218 182L220 183V180H218L217 181V183L216 184H218ZM233 182V181H232ZM242 182H244V181H242ZM261 182V181H260ZM31 183V184H30ZM75 183V182H74ZM132 183V182H131ZM135 183V182H134ZM162 183H164L163 185H162ZM226 183V182H225ZM235 183V182H234ZM233 183V184H234ZM239 183V182H238ZM259 183V182H258ZM28 184H30L31 186H33V187H28ZM69 184V185H70ZM122 184V183H121ZM139 184H141V183H139ZM213 184L214 183H212V185H210V188H211V186H213ZM215 184V186H218V185H216ZM222 184V183H221ZM250 184H252V183H250ZM256 183H254L253 184V186L255 185ZM63 186L64 188H65V190L64 191H62V189L61 188H63V187H59L60 189H61V191H59V192H57V194L58 193H60V194H58L59 196H57V197H55V195L53 194V195H51L49 192H51V191H49L48 192V190H51L52 188V190H54V187H55V189H56V186H57V189H58V186ZM80 185H82V184H80ZM124 185V184H123ZM143 185V184H142ZM141 185V186H142ZM148 185V184H147ZM150 185V184H149ZM196 185V186H195ZM207 185V186H208ZM232 185V184H231ZM241 185V184H240ZM24 186H25V184H24ZM36 186V187H35ZM68 186V187H67ZM83 186H82V188H83ZM125 186V185H124ZM127 186V185H126ZM139 186V185H138ZM145 186V185H144ZM195 186V187H194ZM223 186H225V185H223ZM228 186H229V184H228ZM20 187V188H19ZM123 187V186H122ZM181 187V188H180ZM192 187H194V188H192ZM199 187V186H198ZM206 187V186H205ZM209 187V186H208ZM220 187V186H219ZM230 187V186H229ZM235 187V186H234ZM237 187H239V185L237 186ZM236 187V188H237ZM241 187V186H240ZM243 187V186H242ZM246 187V186H245ZM258 187V189L257 188H255L256 189V191H255V189H254V191L252 190V192H249L250 190H248L247 189V191H245V190H242V189H240V191H236V192H234L233 193V195H231V194H229L230 196H226V192L225 191H222V192H224V193H226V194H217V196L219 195V198H220V195H224L223 197H224V199L225 198H227V200H228V202H227V204H225L227 207H229L228 206V204H230V205H232V209H229V208H231V207H229L228 209L229 210H233V207L234 206H237L236 208H238V205H242L241 207H243V205H246L247 207H246V209H248L247 211H249L251 208V206H253V207H255L254 206V204H255V201H257L256 199H259L261 196V198H263V195H264V181L259 185V186H257ZM2 188H7V189H10V191L8 192V190L7 191H5L6 193H3L2 192ZM128 188V187H127ZM207 188V187H206ZM209 188V189H210ZM214 188V187H213ZM231 188V187H230ZM235 188V189H236ZM60 189H58V190H60ZM113 189H115V188H113ZM224 189H225V187H224ZM250 189V188H249ZM4 190H6V189H4ZM57 190V191H58ZM111 190V192H110V194L108 193V191H110ZM228 190V189H227ZM226 190V191H227ZM230 190V189H229ZM232 190V189H231ZM238 190V189H237ZM55 191V190H54ZM171 191V192H170ZM173 191V192H172ZM212 191H215V190H212ZM22 192H24V193H22ZM48 192V193H47ZM62 192H65V193H63L62 194ZM80 192H81V190H80ZM126 192V191H125ZM127 192H129V191H127ZM191 192V195L193 194V193H195V192H192V191H190ZM196 192V193H197ZM215 192H217V190L215 191ZM228 192V191H227ZM231 192V191H230ZM230 192H228V193H230ZM19 193V194H18ZM53 193H56V191L55 192H53ZM180 193V192H179ZM183 192H181L180 194H182ZM189 193V192H188ZM187 193V194H188ZM196 193L195 194H193V196H194V198H198V197H196ZM18 196H17V195ZM121 194H122V196H121ZM186 194V193H185ZM206 194H208V191H207V193ZM209 194H211V191L209 192ZM124 195H126V196H124ZM174 195H176V194H174ZM179 195V194H178ZM191 195H188V196H191ZM228 195V194H227ZM109 196H111V197H109ZM115 196L113 197V198H115ZM118 196V195H117ZM116 196V198H118ZM177 196V195H176ZM175 196V197H176ZM179 196H181V195H179ZM192 196V197H193ZM206 196V195H205ZM208 196V195H207ZM210 196V195H209ZM209 196H208V198H209ZM213 196V198L212 199H214V198H216L217 196H214V195H212ZM212 196H210V198L212 197ZM21 197V196H20ZM204 197V196H203ZM222 197V198H223ZM113 198H112V200H113ZM122 198V199H121ZM201 198V197H200ZM204 198H206V197H204ZM207 198V199H208ZM208 199L209 201L211 200V199ZM218 198V197H217ZM218 198V199H219ZM261 198H260V200H261ZM217 199V200H218ZM264 199V198H263ZM118 200V199H117ZM180 200V199H179ZM183 200V199H182ZM184 200H185V198H184ZM187 200V199H186ZM190 200H192V198L190 199ZM215 200V199H214ZM226 200V199H225ZM225 200H222V201H225ZM226 200V201H227ZM260 200H258V203H260ZM98 201V202H97ZM115 201V200H114ZM120 201L118 202V204H116L117 205V207H116V209H118V207L119 208H122L123 207V205H126V204H124V202L122 203L121 202V204H123L122 206H120L119 205V203H120ZM173 201L175 202H177L176 204H173ZM188 201V200H187ZM196 201V200H195ZM213 203L212 204H214L215 205V203H214V201L213 200H211ZM219 202H222L220 199L218 200ZM106 202V201H105ZM105 202H104V204H105ZM141 202H143V203H141ZM182 202V201H181ZM184 202V201H183ZM192 202V201H191ZM199 202V201H198ZM15 203V202H14ZM116 203V202H115ZM201 203V202H200ZM200 203H198L199 205H200ZM210 203V202H209ZM216 203H218V202H216ZM261 203H262V201H261ZM263 203H264V201H263ZM11 204V203H10ZM44 204H46V203H44ZM96 204V205H95ZM139 204H137V202H136V205H139ZM203 204V203H202ZM211 204V203H210ZM211 204V207L213 206ZM220 203H218L217 205H219ZM257 204V203H256ZM48 205V204H47ZM92 205H94V206H92ZM115 205V206H116ZM134 205V204H133ZM144 205V204H143ZM179 205V204H178ZM185 205V204H184ZM196 205V204H195ZM199 205H197V206H199ZM208 205V204H207ZM217 205H215L216 207H218L219 208V206H217ZM221 205L224 207V208H226V206H224L223 205V203H221ZM260 205V204H259ZM262 206H264L263 204H261ZM261 205L259 206V207H256V209H254L255 210V215H256V217H254V218H257V217H259V218H257L256 220L254 219V218H252V221L254 222H256L258 219H259V221H261V222H259V221H257V222H259V223H257L256 222V225L254 224L253 226H251L250 225V223L252 224V221L250 222L248 219H247V217H246V220L248 221H246V220H243L242 218V222L244 223L245 221L247 222V223H249V227L247 228L246 227V230H245V232H244V234H242V233H240V235L242 234V236L240 237L239 236V238H238V235H237V238H234L233 239V243L231 244L230 242V239H231V237L233 238V235L235 234H233V235H231V237L229 236V234L230 233H228V232H226L227 230L229 231V229H230V226L232 227V225H234V224H236L235 226H237V224H239V225H241L242 223L240 222L241 221V219H240V216H239V218H237V214H239V213H235V207H234V212L233 213H230L229 211H228V209H225L226 210V213L224 214L223 213V211H222V214H220L219 215V213H220V210L218 209V214H214L216 217H211V216H209L208 215V213H209V211H207V210H205L204 209V211H207V216L206 215H203V217H202V215L199 213V216H201V218L200 219H202V218H204L205 216L207 217V218H205V219H203V220H205L204 222H203V224H204V227H203V230L205 231V233L207 232L208 233V237L206 238V235L207 234H205V233H203V234H205L204 235V237H205V239H208V241L207 242H203L204 240L202 239V241L201 242H203V244L204 245H206V243H207V245H208V247L206 246V248H203V246H202V248H200L201 247V243H200V241H199V244H201L200 246H197L196 247V244L198 243V240H199V238H197L195 235H197V233L195 234L194 232V234L192 233V231L190 230V229H192V227H194L195 228V225H193V226H191V228H188L191 232H189V231H187V230H183V232L185 233L184 235H179V234H175V233H177L178 231V229H177V227L179 228V226L178 225H176L177 227H175L174 228V224L173 223H175V222H171L173 225V228L175 229V233L173 232H171V231H169V232H159L158 233V231L157 232H150V231H148L149 229H146V227H144L147 223H152L154 226H159L161 223H163L164 222V218H160V217H157V216H155L156 214H154L153 213V216H151L152 218H150L149 220L148 219H144L143 217L141 218V217H136L133 221H132V218H130L131 219V221L130 222H128V223H125L124 224V221L122 222L121 221V219H120V223H123L124 225H122V224H120L119 223V225H121V226H116V227H111V228H108L109 227V225H111L112 224V221L109 219V221H111V224H107L106 225V222L108 221L107 219L108 218H106L105 220H107L106 222H105V225L107 226V227H105L106 229H108V230H106L105 228H102L103 226V224L101 223V225L100 226H102V227H100L99 225V227H100V230L98 229L97 230V228H95V231H98V236H99V238H100V235L99 234H101V235H103V234H106L107 236H108V238H106V239H104V240H108V244L105 246L106 248H107V252H109L108 254L110 255V256H113V257H111V258H113V259H111V260H113V263L112 264H221L222 262H223V260H220L219 258H216V260L217 259H219V260H217V261H219V262H217V261H215V255L217 254H220L221 252H222V250H221V248H223L224 247V244H223V246H222V244L221 243H227L226 241L228 240V241H230L229 243L232 245V247H230V248H234L233 247V245L234 246H238V248H243L244 247V244H246L248 241L250 242V237H251V243L249 244L250 245V247H249V245L248 244H246V249H247V245H248V249H249V251H248V253H246V255L243 253V256L245 255L246 257H247V259H246V261L245 262H243L242 263V257L240 256V253H239V250L238 249H236L237 250V252L235 253V251H233L234 253H233V255H232V257H231V259L230 260H227L226 259V256H225V259L227 260L226 262H224V264H240V263H242V264H264V210H262L261 209ZM11 206V205H10ZM88 206V207H87ZM127 206V205H126ZM142 206V205H141ZM210 206V205H209ZM250 206V207H249ZM87 207V208H86ZM133 207V206H132ZM146 207V206H145ZM144 207V208H145ZM240 207V206H239ZM39 208V207H38ZM37 208V209H38ZM41 208V207H40ZM46 208H48V207H46ZM113 208H114V206H113ZM181 208V207H180ZM180 208H178V210L176 209V206H175V209L177 210L176 211V213H178V212H180ZM185 208V207H184ZM195 208V207H194ZM199 208V207H198ZM202 208V207H201ZM205 208V207H204ZM220 208H221V206H220ZM223 208V209H224ZM250 208V209H249ZM115 209V208H114ZM146 210H147V208H145ZM172 210H173V208H171ZM196 209V208H195ZM212 209V208H211ZM214 209H215V207H214ZM244 209V208H243ZM264 209V208H263ZM6 210H8V209H6ZM39 210V209H38ZM109 210H111V209H109ZM119 210V209H118ZM126 210V209H125ZM135 210H136V207H135ZM142 210V209H141ZM144 210V209H143ZM142 210V211H143ZM185 210H186V208H185ZM184 210V211H185ZM188 210V209H187ZM203 210V209H202ZM209 210V209H208ZM221 210H222V208H221ZM237 210V209H236ZM245 210V209H244ZM252 210V209H251ZM254 210H252L253 212H254ZM31 211H32V208H31ZM33 211H35V209H33ZM48 211H49V208H48ZM91 211V210H90ZM112 211H114V210H112ZM145 211V210H144ZM153 211V212H152ZM171 211V210H170ZM174 211V210H173ZM191 210H189V211H186V212H188V214H189V212H190ZM211 211H213V210H210V212ZM227 211L229 212V213H227ZM242 211V210H241ZM252 211H249V212H251L252 213ZM13 212H11V213H13ZM200 212V211H199ZM215 212H216V210H215ZM243 212V211H242ZM242 212H241V214H242ZM10 213V212H9ZM31 213V212H30ZM29 213V214H30ZM33 213H35V212H33ZM108 213H109V211H108ZM120 213V212H119ZM125 213V212H124ZM130 213H132V215H133V213L135 214V212L134 211H132V212H130ZM141 213V212H140ZM143 213V212H142ZM142 213H141V216H143L142 215ZM149 213V212H148ZM176 213H175V215H176ZM182 213V212H181ZM191 214H192V212H190ZM201 213H203L202 211H201ZM214 212H212V214H213ZM246 213V212H245ZM250 213V214H251ZM8 214V213H7ZM28 214V213H27ZM114 214V213H113ZM128 214V213H127ZM146 214V213H145ZM240 214V215H241ZM247 214H249L248 212H247ZM249 214V215H250ZM31 215V214H30ZM41 215V216H40ZM84 215H83V217H84ZM117 217L119 216V215H121V214H119V215H117V212H116V214H115ZM124 215V214H123ZM150 215V214H149ZM148 215V216H149ZM177 215H179V213L177 214ZM176 215V216H177ZM183 215V214H182ZM186 216H187V213L185 214ZM213 215V216H214ZM218 215V216H217ZM254 215V214H253ZM82 216V215H81ZM80 216V217H81ZM112 216H114V215H112ZM127 216H129V215H127ZM126 216V217H127ZM130 216H131V214H130ZM129 216V217H130ZM134 216V215H133ZM145 216V215H144ZM198 216V217H199ZM251 216H252V214H251ZM39 217H37V218H39ZM49 217V218H48ZM109 217V216H108ZM115 217V216H114ZM156 217V218H155ZM165 217H166V215H165ZM174 217V216H173ZM177 217H180V215L179 216H177ZM177 217H174V218H176L177 219ZM183 217H185V216H183ZM182 216L180 217V218H183ZM197 216H196V218H197V221H198V218ZM242 217V216H241ZM261 217H263V219H261L260 220V218ZM24 218V217H23ZM22 218V221L24 220ZM25 218H26V216H25ZM32 218H33V216H32ZM112 218V217H111ZM128 218V217H127ZM153 218H155V219H153ZM169 218H171V220H173V221H176L177 222V220L175 219L174 220V218H172V216L171 217H168V218H166V219H168L169 220ZM188 218V217H187ZM64 219V220H63ZM66 219V220H65ZM165 219V220H166ZM179 219V218H178ZM184 219V218H183ZM186 219V218H185ZM192 218H190L189 217V220H191ZM38 220V219H37ZM61 220H63V221H61ZM76 220V219H75ZM89 220V221H88ZM117 220V219H116ZM124 220H126V218L124 219ZM189 220L187 221V219L185 220L186 222L185 223H188L189 222ZM108 221V222H109ZM163 221V222H162ZM200 221V220H199ZM20 222H21V220H20ZM76 223L78 222V221H75ZM81 222V221H80ZM79 222V223H80ZM127 222V221H126ZM167 223H168V221H166ZM191 222L192 221H190L189 223L191 224ZM22 223V222H21ZM24 223V222H23ZM22 223V224H23ZM110 223V222H109ZM198 223V225L201 223H199V222H197ZM241 223V224H240ZM20 224V223H19ZM22 224H20V225H22ZM33 224H35V223H33ZM36 224H37V222H36ZM40 224V223H39ZM164 224H166V223H164ZM246 224V223H245ZM244 224V225H245ZM67 225V224H66ZM70 225V224H69ZM90 225V224H89ZM113 225V224H112ZM115 225H118L117 224V222H116V224H114V226ZM162 225V224H161ZM167 225L168 224H166V227H167ZM184 225H186V224H184ZM198 225L196 224V226L198 227ZM238 225V226H239ZM243 225V226H244ZM62 226H64V225H62ZM74 226V225H73ZM148 226H151V225H148ZM169 226H171L170 224H169ZM187 226H189V225H187ZM237 226V227H238ZM242 226V225H241ZM242 226V227H243ZM248 226V225H247ZM18 227V226H17ZM43 227H40V228H43ZM74 227H76V226H74ZM86 227H87V225H86ZM93 227V228H94ZM163 227V226H162ZM197 227H196V229H194V230H197ZM227 227L229 228V229H227ZM234 227V226H233ZM236 227V228H237ZM39 228V229H40ZM63 228V227H62ZM72 229H73V227H71ZM79 228V227H78ZM148 228V227H147ZM151 228V227H150ZM164 228H165V225H164ZM168 228V227H167ZM171 228V227H170ZM200 228H201V225H200ZM199 228V230L197 231L198 232V235H201V234H199V231H203L202 229H200ZM241 227L239 226V229H240ZM43 229V230H44ZM67 229V228H66ZM80 229H82V228H80ZM153 229V228H152ZM151 229V230H152ZM192 229V230H193ZM225 229H227L226 231H225ZM238 229V228H237ZM243 229V228H242ZM245 229V228H244ZM74 230H77V229H74ZM103 230H106V231H103ZM158 230H160V228H158ZM164 230V229H163ZM167 230H172V228L171 229H167ZM231 230H233L232 228H231ZM80 231V230H79ZM156 231V230H155ZM235 232L237 231V230H234ZM233 231V232H234ZM73 232V231H72ZM81 232V231H80ZM129 232H131L132 234H133V238H132V240L130 239V236H127V235H132V234H129ZM134 232V233H133ZM196 232V231H195ZM210 232H215V235H216V233H217V235L216 236H212V234L210 233ZM230 232V231H229ZM39 233H42L41 231L39 232ZM82 233H83V230H82ZM93 233V232H92ZM179 233V232H178ZM210 233V234H209ZM33 234H36V232L35 233H33ZM51 234V233H50ZM66 235H67V232L65 233ZM69 234V233H68ZM81 236H83V234H81V233H79ZM79 234H78V236H79ZM90 234V233H89ZM135 234V235H134ZM139 235V238H137V240L138 241H134L133 239H135V237L137 236V235ZM183 234V233H182ZM202 234V235H203ZM231 234H232V231H231ZM39 235V234H38ZM69 235H71V234H69ZM68 235V237H70ZM74 235H76V232H75V234ZM93 235H95V234H93ZM197 235V236H198ZM32 236H35V235H32ZM46 236V235H45ZM57 236V235H56ZM60 236H62V235H60ZM59 236V237H60ZM85 236V235H84ZM96 236V235H95ZM128 238H127V237ZM254 236V237H253ZM44 237V236H43ZM43 237H42V239H43ZM58 237V236H57ZM73 237V236H72ZM127 238V241L128 240H131V241H134V242H130L129 241V245H128V243H127V241L125 242V244H127V246L125 247V249H123V250H121V251H117L118 249V247H119V245L120 244H122L123 242H124V240H126L125 238ZM138 237V236H137ZM196 237V240H197V242H194L193 241V239ZM198 237H200V236H198ZM203 236L201 237V238H204ZM229 237H230V239H229ZM235 237V236H234ZM256 237V239H253V238H255ZM33 238V237H32ZM45 238V241H47V240H49L48 238H46V237H44ZM74 238V237H73ZM86 238V237H85ZM110 238V239H109ZM244 238H246V239H249V240H247V242L246 243H244V241H246V239L244 240ZM40 239V238H39ZM47 239V240H46ZM51 239V238H50ZM59 239V238H58ZM57 239V240H58ZM60 239H62L61 237H60ZM69 239V238H68ZM68 239H66V240H68ZM78 239V238H77ZM97 239V238H96ZM103 239V238H102ZM102 239H101V241H102ZM253 239V240H252ZM30 240V239H29ZM44 240V239H43ZM52 240V239H51ZM54 240H56L55 238H54ZM54 240H52L53 241V243H54ZM57 240L55 241V242H57ZM63 240H65L64 238H63ZM82 240V239H81ZM93 240H94V238H93ZM110 240V241H109ZM136 240V239H135ZM195 240V239H194ZM32 241V240H31ZM30 241V242H31ZM44 241V242H45ZM50 241V240H49ZM58 241H62V240H58ZM72 241V240H71ZM78 241H80V240H78ZM76 242V240H74L73 242H69V244H67V242H65V244H64V242H63V244L65 245V247H64V245L62 244H60V243H56V244H59L58 245V247H60V250L57 252L58 253V256H60V257H64V256H69L68 255V253H70L72 250H75V252L77 251L78 252V254H79V252L80 253H82V254H86V256L88 255V253H91V255L89 256V258H91V260H92V262H96L97 261V255H96V253H101L99 256H101L102 255V252H101V250H100V252H97L96 251V249L99 247V245H98V243L100 242V240H99V242L98 243H96L95 241H93V243L91 242V240H89L90 242H81V243H79V242ZM98 241V240H97ZM192 241H193V243H192ZM42 242V240L39 242V243H41ZM74 242H76L77 244H75ZM95 242V243H94ZM248 242V243H249ZM38 243V244H39ZM101 243V242H100ZM191 243L193 244V246L191 247ZM244 243V244H243ZM195 244V245H194ZM221 245L222 247H220V251H218L219 249H216L215 247L216 246H218V245ZM42 245V244H41ZM44 245H47V244H44ZM54 245H55V243H54ZM53 245V246H54ZM103 245H104V242H103ZM103 245H101L102 247H103ZM123 245V244H122ZM198 245V244H197ZM231 245H228V246H231ZM30 246V245H29ZM37 246H39V245H37ZM61 246H63L62 247V249H64V250H62L61 249ZM121 246V245H120ZM50 247H51V245H50ZM58 247H54V248H57L58 249ZM123 247H124V245H123ZM185 247H187V248H190L191 247V249L192 248H194V247H196V249L195 250H193V251H190V249H189V252H188V254H187V252H186V254L187 255H185V253H184V256H186V257H183L182 255H181V250L183 251V248L185 249L184 251H186V248ZM225 247H227V246H225ZM30 248H33V247H31L30 246ZM48 249H49V247H47ZM46 248V249H47ZM53 248V249H54ZM105 248V249H106ZM213 248L214 249H216L217 250V252H220V253H217L216 252V250H215V252L216 253H214V251H213ZM217 248H219V247H217ZM236 248V247H235ZM27 249V248H26ZM43 249V248H42ZM104 249V248H103ZM212 249V250H211ZM224 249V248H223ZM244 249V248H243ZM28 250V249H27ZM35 250H36V248H35ZM34 250V251H35ZM45 250V249H44ZM44 250L42 251V252H44ZM50 250V249H49ZM120 250V249H119ZM209 250H211V252L213 251V253L214 254H211V252L209 251ZM228 250H230V249H228ZM227 250V251H228ZM233 250V249H232ZM242 250V249H241ZM36 251H40V249L38 248ZM35 251V252H36ZM46 251V250H45ZM54 251H55V249H54ZM53 250H50L49 252H51L50 253V255L52 254V255H54L52 252H54ZM95 251H96V253H95ZM99 251V250H98ZM103 251V250H102ZM180 251V252H179ZM187 251H188V249H187ZM226 251V250H225ZM225 251H223V252H225ZM245 251V250H244ZM41 252V253H42ZM47 252V251H46ZM46 252L44 253L45 255H46ZM77 252L76 253H74L73 252V254H74V256L75 255H77ZM208 253V255L209 254H211V255H207V253ZM231 252V251H230ZM31 253H32V251H31ZM55 253V252H54ZM72 253V252H71ZM179 253H180V255L181 256H179ZM204 253H206V255L204 254ZM229 253V252H228ZM47 254H48V252H47ZM56 254V253H55ZM60 254V255H59ZM73 254H72V256L71 257H73ZM105 253H103V255H104ZM177 254H178V256H177ZM202 254L203 255H205V256H207L206 258H205V256H204V258H201L202 257ZM222 255H223V253H221ZM225 254V253H224ZM33 255V254H32ZM37 255H41V254H36V256ZM80 255V254H79ZM83 255V256H84ZM102 255V256H103ZM217 255H216V257H217ZM28 256V255H27ZM26 256V257H27ZM33 256H35V255H33ZM56 256V255H55ZM83 256H81L82 258H83ZM87 256V257H88ZM109 256V257H110ZM201 256V257H200ZM224 256V255H223ZM222 256V258H224ZM23 257H25L24 255H23ZM31 257V256H30ZM52 257V256H51ZM51 257H50V260H52L51 259ZM182 257V258H181ZM219 257V256H218ZM229 257V256H228ZM227 257V258H228ZM246 257H244V258H246ZM33 258V257H32ZM35 258H37V257H35ZM35 258H33V259H35ZM65 259H67L66 257H64ZM74 258V257H73ZM85 258V257H84ZM98 258H100V257H98ZM104 258H106V254L104 255ZM184 258H187V259H184ZM221 258V257H220ZM103 259V258H102ZM183 259V260H182ZM31 260V259H30ZM29 260V261H30ZM40 260V259H39ZM43 260H45L44 258L42 259V261L41 262H38V261H33L34 263H32V264H58V263H56L55 261H48V260H45V261H43ZM86 260H87V258H86ZM107 260L108 261H110L108 258H107ZM106 260V261H107ZM179 260V261H178ZM32 261V260H31ZM107 261V262H108ZM220 261H222L221 263H220ZM99 262H101V260L99 259ZM98 262V263H99ZM97 263V264H98ZM111 262H109V264H110ZM30 264V263H29ZM101 264V263H100ZM104 264V263H103ZM223 264V263H222Z\"/></svg>","mask_w":264,"mask_h":264},{"label":"rangeland","instance_id":"2","mask_svg":"<svg viewBox=\"0 0 264 264\" xmlns=\"http://www.w3.org/2000/svg\"><path fill=\"white\" fill-rule=\"evenodd\" d=\"M8 1L9 2H14L15 0H0V27L2 28L3 26H2V24H4L5 23V20H6V18L7 17H5L6 15L5 14H3V8L8 4ZM33 1V2H32ZM28 0V7H27V9L26 8H16L13 12V15L14 16H16L15 17V19H16V24H15V27H14V29L13 30H11V32L10 33H12L13 32V37H12V41H16L18 38H19V36H21V37H23L24 39H25V41H26V44H25V47H26V45L28 46V45H31V46H33V47H35L37 50H36V53H37V55H36V57L35 58H33V61H32V59L30 60V62L29 63H31L32 64V66L30 65V69H35V70H31V72H32V75L31 76H29L28 77V79L27 78H23L22 80L28 85H24V87H26V88H24L23 87V92L22 91H20V92H18V93H22L21 95L19 94L18 95V93H15L14 95H15V97H13V95H12V98H14V100L16 99V101L18 100H21L22 98H27L28 100L29 99H35V100H29L26 104L27 105H25L26 107V109H27V106H28V108L29 107H31L32 106V104H29L30 102L31 103H33V102H36V103H38V99H39V96H40V93H42V91H43V89L42 88H45V84L47 83L46 81L47 80H49L50 79V77L54 74V72L56 71H58V66L56 67V65H59V66H61V65H63L62 63H61V61H59L56 57H57V54L55 55V50L57 49V48H59V45H60V42L57 40L56 42H54V44H53V46H52V51L53 52H51V54H49V53H45L44 51H42V38H40L39 36H37V34L35 33L36 32V30H35V28L37 29V27L42 23V21L41 20H44V19H48V18H51L52 19V22H54V23H56L55 25H57L58 23L60 24H58L57 26L58 27H63L64 25H66L67 24V22L69 21V19L67 20V21H63V19H64V15H60L61 17L59 18L58 17V11L56 10H54L55 8L53 7V1L54 0H51V2H50V0H46L47 2H49V3H47L45 0ZM43 1V2H42ZM96 1H97V3H96ZM99 1V2H98ZM174 1V3L175 2H177V0H173ZM233 3H232V2ZM246 0H230V2H228V1H226L225 2V4H224V6H225V8H224V6L222 5V7H223V9H222V12H221V16L219 15L218 17H214V18H211V19H209V20H207V22H205V23H203V25L202 26H204L203 28L201 27V31H200V33H199V31H196L195 33H191V36H190V34L187 36V37H185V38H183L180 42H181V45H180V43H178L179 45H175L174 47H172L171 49L169 48L168 50H167V52L165 53V55L160 59V70H158V72L155 74V75H151L150 74V72L148 71V67H149V65H148V62L149 61H141L140 62V64H139V70H140V74H138V76L137 77H135V76H126V79H125V77L121 80V82L119 81L118 83H117V85H118V87L119 88H121V89H119L118 87V89L115 87V86H117V85H115L114 86V88H116V90H114V88H113V91H110L109 93H108V95L106 94L105 96L103 95V96H101V97H99L100 99H98L97 101V104L98 103H100V104H98L99 105V107L101 106V109L98 107V105H97V107L100 109V110H102V112L103 111H105L106 112V110L108 109L109 111H112V110H114L116 107H118V108H116L115 110H116V112H118V114H117V119L119 120V121H121L123 124L125 123H129L130 124V122L128 121V120H130V116H129V114H130V111H128V110H131V108L133 109V108H135V107H133L134 106V104H135V106H136V104H137V102H139L141 99H142V97H143V94H144V92H145V90H146V88H148V87H153V86H157V85H159L160 83H158V81L160 82L161 81V79L163 80V78H164V80L166 79L167 80V83L168 84H166V86L167 85H169L170 83L171 84H173V85H175V83H176V87L177 86H179V85H177V84H180V82L181 81H183L184 80V82L186 81H188L187 79H189L191 76H189V75H191L192 74V71H195L196 69H198V67H200L201 65H202V63H206V61L208 62L209 60H211V59H213L215 56H216V54H213V53H215V52H218V50H220L221 49V51H222V49L223 48H221V46L222 47H224V43H226L227 41H228V39H231L238 31L239 32H242V31H240V30H246V29H248V28H250V29H252L253 31H254V29H255V27H257L256 29H255V31L258 29V31L260 30V27H263L264 26V0H255L256 1V4L255 3H253V1L254 0H247L246 2H245ZM2 2H4V3H2ZM32 2V3H31ZM46 2V3H45ZM104 2V0H94L93 2H92V4L91 5H89L88 7H87V13L91 16V18L95 21V24L93 25V27H92V30L94 29V31H92V32H94V33H101V29H103L104 27H105V24L107 25L110 21H111V5L110 4H108L107 6L105 5V3H103ZM235 2H236V4H235ZM6 3V4H5ZM33 3H35V4H33ZM99 3V4H98ZM173 2H171V4H172ZM173 3V4H174ZM231 3V4H230ZM245 3H246V5H247V7H246V5H245ZM5 4V5H4ZM51 6H50V5ZM97 4V5H96ZM176 4V3H175ZM234 4V5H233ZM2 5H4V6H2ZM49 5V6H48ZM94 5V6H93ZM231 5V6H230ZM236 5V6H235ZM241 5V6H240ZM243 5V6H242ZM91 6V7H90ZM98 6V7H97ZM229 6V7H228ZM235 6V7H234ZM254 6V7H253ZM34 8V9H31V8ZM50 7H52V8H50ZM97 7V8H96ZM230 7H231V10H230ZM234 7V8H233ZM240 7V8H239ZM102 8V9H101ZM107 8V9H106ZM257 8H258V10H257ZM246 9H247V11H246ZM261 9H263V10H261ZM23 10H25L24 12H26L25 14H24V12L21 11ZM99 10V11H98ZM104 11V14H103V12L102 11ZM109 10V11H108ZM225 10V11H224ZM240 10V11H239ZM243 10H244V12H245V14H244V12H243ZM259 10H261V11H259ZM17 13H16V12ZM94 11V12H93ZM101 11V12H100ZM235 11V12H234ZM242 11V12H241ZM251 11V12H250ZM263 11V14L261 13ZM55 12V13H54ZM100 13V14H98V13ZM225 12V13H224ZM238 12H240L241 14L239 15V13ZM247 12V13H246ZM23 15H22V14ZM50 13H52V16L53 17H51V14ZM230 13V14H229ZM250 13V14H249ZM2 14V15H1ZM56 14V15H55ZM108 15V16H106V15ZM229 14V15H228ZM233 14V15H232ZM237 14V15H236ZM244 14V15H243ZM247 14V15H246ZM252 14H254L255 16H253ZM259 14V15H258ZM261 14V15H260ZM23 16V17H22ZM58 17V18H56V17ZM96 16V17H95ZM223 16V17H222ZM230 16H231V18H230ZM245 16V17H244ZM262 16V17H261ZM22 17V18H21ZM26 17V18H25ZM100 17V18H99ZM21 18V19H20ZM54 18H56V19H54ZM216 18V19H215ZM219 18H221V19H219ZM227 18V19H226ZM228 18L230 19V20H228ZM243 18H245V19H243ZM65 19H67V17L65 16ZM214 19V20H213ZM236 19V20H235ZM251 19H253V20H251ZM261 19V20H260ZM99 20V21H98ZM211 20H213V21H211ZM217 20H219V21H217ZM233 20H235L234 22H233ZM257 20V21H256ZM260 20V21H259ZM18 21V22H17ZM57 21V22H56ZM228 21H230V23L228 24ZM249 21V22H248ZM41 22V23H40ZM66 22V23H65ZM97 22H98V25H97ZM100 22H102V24H100ZM103 22H104V25H103ZM214 22V23H213ZM218 22V23H217ZM225 22H226V24H225ZM236 22H237V24H236ZM241 22V23H240ZM245 22V23H244ZM21 23V24H20ZM24 23H28V26H27V28H23V24ZM53 23V24H54ZM64 25H63V24ZM210 23V24H209ZM243 23H244V25H243ZM255 23H257V24H255ZM214 24V25H213ZM232 24V25H231ZM255 24V25H254ZM17 25V26H16ZM219 25V26H218ZM225 25V26H224ZM227 25H228V27H227ZM231 26V28H230V26ZM234 25V26H233ZM240 25V26H239ZM261 25V26H260ZM31 26V27H30ZM223 28V31H221L222 30V28ZM247 26V27H246ZM18 27V28H17ZM30 27V28H29ZM101 27V28H100ZM213 27V28H212ZM227 29H226V28ZM236 27H237V29H236ZM240 27V28H239ZM244 27V28H243ZM100 28V30H98ZM229 28V29H228ZM254 28V29H253ZM20 29H25V30H20ZM97 29V30H96ZM210 29V30H209ZM217 29H218V31H217ZM221 29V30H220ZM226 29V30H225ZM234 30V31H233ZM236 30H237V32H236ZM17 31H21V33L19 34ZM33 31V33H31ZM122 31V32H121ZM123 31H124V29H118L116 32L117 33H115V38H116V40H117V48H119L120 50H123L124 49V47H127L128 45H129V43L131 42V39H133L134 38V36H133V32L131 33V32H128V34H127V30L123 33ZM212 31V32H211ZM220 31L222 32V33H220ZM230 31V32H229ZM254 31V32H255ZM15 32V33H14ZM224 32V33H223ZM257 32V31H256ZM93 33V35L94 36H97V35H95ZM122 33V34H121ZM197 33H199V34H197ZM202 33V34H201ZM207 35H206V34ZM228 33V34H227ZM230 33H233V35L232 34H230ZM235 33V34H234ZM33 34H35V35H33ZM127 34V35H126ZM136 34V33H135ZM175 34H180V32H177V31H175ZM212 36H211V35ZM215 34V35H214ZM223 34V35H222ZM227 34V35H226ZM117 35V36H116ZM202 35V36H201ZM218 35V36H217ZM232 37H231V36ZM128 36H130V37H128ZM198 36V37H197ZM200 36V37H199ZM211 36V37H210ZM214 36H215V38H214ZM227 36V37H226ZM15 37V38H14ZM189 37H191L190 39H189ZM207 37V38H206ZM223 37V38H222ZM224 37H226V38H224ZM40 38V39H39ZM79 40H78V39ZM125 40H124V39ZM128 38H129V40H128ZM200 38H202V39H200ZM212 38H213V43L211 42L212 41ZM219 38V39H218ZM189 39V40H188ZM198 39V40H197ZM204 39V40H203ZM207 39V40H206ZM216 39V40H215ZM223 39H224V41H225V39H227V41H223ZM80 40H81V36L79 35V37L78 36H76L75 38H74V40H73V42L74 41H78V42H80ZM121 40V41H120ZM195 40H196V42H195ZM200 40V41H199ZM205 40H206V43H205ZM210 40V41H209ZM31 41H33V42H31ZM124 41V42H123ZM192 41V42H191ZM204 41V42H203ZM208 41H209V43H208ZM216 41L218 42V41H220V42H222V44L220 43V42H218V43H216ZM58 42V43H57ZM75 42V43H76ZM77 42V43H78ZM120 42V43H119ZM198 42H199V44H200V42L202 43V44H200V47H199V45H198ZM33 43H35V44H33ZM122 43V45H124V46H122V45H119V44H121ZM125 43H126V45H125ZM192 43H195L196 45H198V46H196L195 44L193 45ZM207 43L210 45V46H214L215 44L214 43H216V45L213 47H210L209 45L208 46H206L207 45ZM192 44V45H191ZM205 44V45H204ZM220 44V45H219ZM187 45V46H186ZM202 45H204V46H202ZM38 46V47H37ZM58 46V47H57ZM185 46V47H184ZM188 46H189V49H188ZM194 46V47H193ZM217 46H219L218 47V49H216V47ZM178 47V48H177ZM204 49H203V48ZM208 47V49H206ZM180 48V49H179ZM182 48V49H181ZM192 48H195L194 50H192ZM118 49V50H119ZM184 49H186V50H184ZM199 49H201V50H199ZM210 49H214V50H216L215 52H213L212 50L210 51ZM42 51V53H41V51ZM176 52H175V51ZM189 50H191V51H189ZM208 50V51H207ZM57 51V50H56ZM168 51H170V52H168ZM177 51H180V53L179 52H177ZM183 51V52H182ZM187 51V52H186ZM264 51V50H263ZM187 53L186 55L185 54H183V53ZM205 52V53H204ZM211 52V53H210ZM220 52V51H219ZM174 53V54H173ZM181 53H182V55H181ZM189 53V54H188ZM194 53H197V54H194ZM262 53H264V52H262ZM262 53L260 54L261 55V57L260 56H258V60L257 59H254L255 60V62H257L256 64L258 65H260V66H255L256 64H255V62H254V60L252 61V62H254V63H252V64H248L247 65V70H245V69H243V70H241V71H235L236 72V74H234L233 72V75H231L232 73L230 72L229 73V75L226 73V75H222V77H224L225 76V79H226V76L228 77L229 76V78H227L226 80L223 78L222 80L220 79V78H222L221 77V75L218 77V75L216 76L217 77V79H216V77H214L211 81H213L212 83H210L209 82V84H210V86H208L209 84H206L207 85V87H209V88H207L206 87V85H204L203 86V88L204 87H206V88H204V89H202L201 88V91L199 92L198 90V92L197 91H190L191 89H193L192 87H194L193 86V82H192V79H193V76H192V78H190L189 79V84H192V86H190V87H188V88H190V89H188L190 92V94L186 97V100H189V99H193L197 94L195 93V92H197L198 93V95H200V94H202V92L203 93H207L208 95H205V97H204V100H201V102H205V104H203L202 105V103H200L199 102V104H197V105H199L198 107H197V105H196V107H194L193 109H192V113L191 112H189V113H187L186 115H185V117L183 118V119H181L180 121H177V123H176V127L174 128V130H172L173 132H171V133H166V134H164V136H165V138H163L162 136H161V133L159 134V132L158 131H156V132H153V133H155L154 135L152 134H149L147 137V142H145L146 144L145 145H148V144H150V142L152 143V142H154V141H157V145L156 146H158V149H157V147H156V149L158 150H156V154L154 155V153L155 152H153V149L152 148H150L149 147V149H147L148 150V152H147V150H146V146L145 145H143L144 146V149H143V146L141 145L140 147L142 148V149H140L139 148V150H138V152L141 150V152L143 153V154H141V155H137L136 154V152H133L132 154L130 153V154H128V155H130V157H128L127 156V154H125L123 151H121V152H116L117 150H115V155L117 156V160L118 159H121V157H122V159L123 158H125L124 160H122V161H124L123 163H119V166H118V168L116 167H114L116 170H113L114 168H112V170H111V173H112V171H113V173L114 174H120V173H118V172H123L124 173V171H125V173L122 175V179H124V182H123V180H122V184L120 183L119 185H120V187L117 185V188H116V186L115 187H113V188H115V189H113V188H111V190L113 191L114 190V192L115 193H117V192H119V191H115V190H121L122 188V190H123V194H126L127 196L128 195H130V194H128V193H131V190L132 189H130L131 187H132V184L134 185H137V187L141 190V189H145V190H141L142 191V193H143V191H144V194H146L147 192L146 191H151L150 189H154L155 187H157V185L160 183L161 184V182H165V185L164 186H166V184H168V182L166 183V179H168L167 178V172L169 171H173V170H175V171H177L176 170V168L178 169V172H177V174H176V178L178 179V178H180V177H183V179L182 180H185V179H190V178H194L195 179V176H199V174L201 173V171L202 172H204L205 171V169L207 170V171H205L204 173H208L207 174V179L206 180H209V182L211 183V184H207L208 182L207 181H204L203 183H201V184H197L198 186H197V189L198 188H202V186L203 185H205V186H203V190H201V192H202V194H200V190H198L199 192H197V190H195L194 191V187L196 186H194V187H192V188H194L193 190L191 189V190H189V191H187V192H184V190L183 189H178L179 191H177V192H175V190H174V192L173 193H169L167 196L168 197H173V199L172 200H177V202L175 201H173V204H176L175 206H176V209L178 210V208H180L179 210H180V212H178L179 213V215H180V217L182 216H185V217H183V218H180V217H177V216H179V215H177L178 213H176V209H175V206L174 205H172L171 204V206H173V207H171V208H173V210L170 208L169 210H167L166 211V213H164V216L163 215H159V214H156L155 212H153L154 214H156L155 216H157V217H162V218H164L163 220H164V222L163 223H161L159 226H154L152 223H147L144 227H146V229H149L148 231H150V232H152L154 229L156 230H154L153 232H157L158 231V233L159 232H169V231H171L172 233L174 232H176L175 231V227H177L176 225H178L179 226V228L177 227V231L179 232H177V233H175V234H179V235H184L185 233L183 232V230H187V231H189V232H191L192 231V233L194 232L195 234L197 233V235H198V230H199V228H200V225H201V228L200 229H202L203 230V227H204V224H203V222L205 221V220H203V219H205V218H207L206 216H207V211H209V213H208V215L209 216H211V217H216L215 215L216 214H218V209L220 210V213H219V215L220 214H222V211H223V213L225 214L226 213V210L225 209H228L229 207H231V208H229V209H232V205H230V204H228V206L229 207H227L225 204H227V202H228V200H227V198H225L224 199V195H220V198H219V195L217 196V194H226V196L228 197V196H230L229 194H231V195H233V193L234 192H236V191H240V189H242V190H245V191H247V189L248 190H250L249 192H252V190L254 191V189L255 188H257L258 189V187L257 186H259L264 180V174H263V172L264 171H262L261 173H258V174H260L259 176L256 174V165L255 164H258L259 166L260 165H262V163H263V165L262 166H264V154H261L262 152L264 153V123L262 124H259L258 123V125H257V127H256V125H255V123L254 122H258V119L256 120V117L257 116H261L262 117V115L260 114V115H257V116H254L255 117V119H251V118H254V117H250V119L248 120V122L250 123L251 121H253V123L252 124H254L255 126V128H253V125L251 126L248 122H247V124H248V126L246 125V127H245V123H246V121H244L243 123H239V124H241V125H237L238 126V128L237 129H234L233 127H237L236 125H234L233 127H229V128H232V129H226V130H224L223 132H220V127H222V125L220 126L219 124H222V123H220L221 122V116L223 115V114H221V110H222V113H224V111L226 112V113H228V111H230V109L229 108H231V110H235L234 109V107L235 108H237L236 106L239 104L238 102H240L241 103V105L240 106H242L243 105V107H242V110L246 113L247 111H248V107L246 108V105L248 106L249 104H253V105H257V103L259 102L258 100H257V97H258V99L260 100V101H263L264 102V100H262V98L260 99L259 98V96H261L260 95V92H257V93H259V95L256 93V95H255V92L256 91H259L260 89H261V87L264 89V69H263V67H264V57L262 56ZM40 54H42V55H39ZM170 54V55H169ZM171 54H173V55H176L175 57H173V55H171ZM181 56V58H180V56ZM208 54V55H207ZM211 54V55H210ZM53 55H55V57L53 56ZM188 55H190V56H188ZM192 55H194V56H192ZM202 55V56H201ZM205 55H207V56H205ZM264 55V54H263ZM185 56H187V57H185ZM205 56V57H204ZM178 59H177V58ZM184 57V58H183ZM190 57V58H189ZM197 57V58H196ZM202 57H204V58H202ZM208 59H207V58ZM210 57V58H209ZM41 58V59H40ZM45 58V59H44ZM191 58H193V59H195V60H193V59H191ZM263 59V61L261 60V62L263 63H261L259 60L260 59ZM1 59V58H0ZM56 59V60H55ZM182 59H183V61H182ZM186 59V60H185ZM44 60H45V62H44ZM177 60V62H175ZM181 62H180V61ZM39 61V62H38ZM191 61V62H190ZM201 61H203V62H201ZM52 62H54V63H52ZM12 63H13V61H12ZM14 63H15V61H14ZM142 63V64H141ZM174 63V64H173ZM183 63V64H182ZM0 64H4V65H0V74L2 75L4 72L6 73V71H7V67H9V64H6V63H3L2 62V59L0 60ZM6 64V65H5ZM192 65L193 66V68H191L192 66H190V65ZM194 64H195V66H194ZM10 65H11V63H10ZM53 65H55L54 67H53ZM171 65V66H170ZM172 65H173V67H172ZM175 65V66H174ZM179 66V67H176V66ZM182 65V66H181ZM188 65H189V67H188ZM200 65V66H199ZM252 65V67H250V66ZM5 66V67H4ZM33 66H35V67H33ZM3 69H2V68ZM48 67V68H47ZM144 67V68H143ZM175 67V68H174ZM184 67V68H183ZM188 67V69H186V68ZM194 67H197V68H195L194 69ZM249 67H250V70H248L249 69ZM46 68V69H45ZM49 68H51V69H49ZM55 68V69H54ZM179 68H181V69H185V70H181V69H179ZM252 68H255V71H253V69ZM260 68H261V70H263V71H261L260 70ZM6 69V70H5ZM47 69H49V70H47ZM175 69V70H174ZM179 69V70H178ZM189 69H194V70H189ZM2 70V71H1ZM46 70V71H45ZM52 70H54V72L52 71ZM142 70V71H141ZM166 70V71H165ZM170 70H174L173 72L172 71H170ZM256 70L258 71V70H260V73H255L256 72ZM50 71V72H49ZM176 71H180V74H181V76H180V74L178 73V72H176ZM181 71L183 72V73H181ZM185 71V72H184ZM242 71H244L245 73H243ZM247 71V72H246ZM248 71H250V72H254L255 73V75H254V73L252 74V73H249ZM51 72H52V74H51ZM55 72V73H56ZM176 72V73H175ZM237 72H239L238 74H237ZM241 72L243 73V75L241 74ZM33 73L34 74H36V75H33ZM41 73V74H40ZM50 73V74H49ZM159 73V74H158ZM164 73V74H163ZM173 73H174V75L176 74V75H178L179 76V78L180 77H182V79H183V76L184 77H189V78H184L183 80L180 78H178V82H177V76L175 77V80H173L174 78H173ZM184 73H186V74H184ZM248 73V75L247 76H245L244 77V74H247ZM162 74H163V78H162ZM222 74V73H221ZM223 74H225V73H223ZM250 74H251V76H250ZM256 74H258V75H256ZM1 75H0V79H2L3 77H1ZM5 75V74H4ZM50 75V76H49ZM161 75V76H160ZM171 75V76H170ZM235 75V76H234ZM236 75H239V76H236ZM140 76V77H139ZM143 76V77H142ZM147 76V77H146ZM232 76V77H231ZM234 76V77H233ZM256 76H258V77H256ZM33 77V78H32ZM135 77V78H134ZM142 77V78H141ZM150 77V78H149ZM161 77V78H160ZM236 77H238V78H236ZM242 77H244V78H242ZM248 77V78H247ZM127 78H128V80H127ZM134 80H133V79ZM149 78V79H148ZM168 78V79H167ZM172 78V79H171ZM233 78V80H231ZM63 79H65V77H63ZM140 79V80H139ZM148 79V80H147ZM151 79V80H150ZM186 79V80H185ZM234 79H236V80H234ZM29 81L30 83H28L27 81ZM41 80V81H40ZM46 80V81H45ZM144 80H146V81H144ZM181 80V81H180ZM223 80H224V82H223ZM126 81V82H125ZM135 83H134V82ZM136 81H139V82H136ZM152 81V82H151ZM169 81V82H168ZM171 81H173V82H171ZM175 81V82H174ZM221 81H222V83H221ZM39 82V83H38ZM43 82V83H42ZM123 82H124V84H123ZM190 82H192V83H190ZM166 83V82H165ZM197 83H199V82H197ZM197 83H195L194 85H199V84H197ZM218 83V84H217ZM81 84H82V82L79 84L80 86H81ZM84 84V83H83ZM126 84V85H125ZM128 84V85H127ZM138 84V85H137ZM214 84V85H213ZM217 84V85H216ZM220 84V85H219ZM222 84V85H221ZM227 84V85H226ZM43 85V86H42ZM129 85H134L133 87L135 88H133L131 91H127L126 90V87L128 86L129 87ZM219 85V86H218ZM83 86V85H82ZM84 86H85V84H84ZM125 86V87H124ZM130 86V87H131ZM139 86V87H138ZM197 86H195V87H197ZM246 88H245V87ZM124 87V88H123ZM127 87V88H128ZM214 87V88H213ZM225 87V88H224ZM243 87V88H242ZM254 87H257L259 90H257V88H255V92H254ZM40 88V89H39ZM140 90H139V89ZM245 88V89H244ZM123 89H125L126 91H127V93L126 92H123L122 90ZM137 89V90H136ZM206 89V90H205ZM211 89H212V91H211ZM215 91H214V90ZM242 89H244V91H242ZM124 90V91H125ZM218 90V91H217ZM246 90V91H245ZM248 90V91H247ZM116 91V92H115ZM120 92V93H118V92ZM141 93H140V92ZM207 91H209V92H207ZM219 91H221V92H219ZM226 91V92H225ZM235 91H236V93H235ZM237 91H238V93H237ZM239 91H241V92H239ZM260 91H262V89L260 90ZM216 92V93H215ZM219 92V93H218ZM223 92V93H222ZM231 92H233V94L231 93ZM242 92H244V95L242 94ZM246 92H247V94H246ZM249 92H251V94H249L248 95V93ZM115 93H116V95L117 96H115ZM124 93V94H123ZM126 93V94H125ZM133 93V94H132ZM173 93H174V91H173ZM171 94V95H174V94ZM175 93H177V92H175ZM235 93V94H234ZM253 93V94H252ZM33 94H35V95H33ZM91 94V93H90ZM90 94L89 93H87L86 94V96H84V100H85V97L87 98V100H89L91 97H88V96H90ZM132 94V95H131ZM179 93H177V97L179 96L178 95ZM211 94V95H210ZM220 94V95H219ZM225 94V95H224ZM248 95V96H246V95ZM264 93H263V91H262V96L264 97V95H263ZM39 95V96H38ZM92 95V94H91ZM120 97H119V96ZM127 95V96H126ZM192 95V96H191ZM235 95H239V97H237V101H235L236 103H237V105L235 104V102H233V97H236ZM241 95H243V96H246V100H245V97H243V96H241ZM255 95V96H254ZM258 95V96H257ZM17 96V97H16ZM18 96L21 98H18ZM25 96V97H24ZM28 96H30V97H28ZM107 96V97H106ZM133 96V97H132ZM176 96V95H175ZM175 96H173L174 97V99L173 100H177L178 101V103H175L177 106L179 105V100H180V98H179V100L177 99V98H175ZM207 96V97H206ZM209 96H211V98H210V100H208L209 99ZM231 96H233V97H231ZM250 96H252L253 98L251 99L250 98ZM257 96V97H256ZM33 97H35V98H33ZM36 97L38 98V99H36ZM111 97V98H110ZM132 97V98H131ZM161 97V99H159V98ZM157 98H155L153 101L154 102H156L155 104L160 108V110H171V109H174V108H171V107H175V104L173 103V100H172V104H174V106H171L170 105V101H168V99H166L164 96H158ZM163 97H164V101H163ZM172 97V98H173ZM189 97V98H188ZM218 97V98H217ZM240 97L242 98V99H240ZM255 97H256V99H255ZM128 99V100H126V99ZM247 98H249V99H247ZM105 99H106V101H105ZM108 99H111V100H108ZM115 99H117V101H115ZM120 99V100H119ZM158 99V100H157ZM206 99V100H205ZM222 99L224 100V101H222ZM226 99V100H225ZM231 99H232V101H231ZM244 99V100H243ZM251 99V100H250ZM264 99V98H263ZM37 100V101H36ZM40 100V99H39ZM131 100V101H130ZM137 100V101H136ZM159 100H161V101H159ZM175 100V101H176ZM208 100V101H207ZM219 100V101H218ZM228 100H229V102H230V104H229V102H228ZM243 100V102L244 101H246L247 102V104L245 105V102L244 103H242L241 101ZM248 100H249V102H248ZM253 100V101H252ZM113 101V104L111 103ZM157 101H159V102H157ZM165 101H168V105H167V103L165 102ZM176 101V102H177ZM207 101V102H206ZM216 103H215V102ZM253 103H252V102ZM258 101V102H257ZM40 103L39 104H41V101H39ZM122 102V103H121ZM124 102L126 103V104H124ZM227 102V103H226ZM105 103V104H104ZM118 103V104H117ZM129 103V104H128ZM133 103V104H132ZM144 104L145 102L143 101V102H141V104ZM207 103V104H206ZM210 103H212V104H209ZM222 103V104H221ZM236 105H234V104ZM249 103V104H248ZM39 104H36L37 106L39 105ZM110 104V105H109ZM154 104V106H155V108H157V106ZM201 104V105H200ZM217 104V105H216ZM219 104H220V107L222 106V108H220L219 107ZM233 104V105H232ZM261 104H264V103H262L261 102ZM33 105H35V103H33ZM35 105V106H36ZM42 105V104H41ZM41 105H39V106H41ZM123 105V106H122ZM128 105V106H127ZM130 105V106H129ZM133 105V106H132ZM153 105V104H152ZM160 105H162V106H160ZM166 105V106H165ZM170 105V106H169ZM211 105H212V107H211ZM226 105V106H225ZM227 105H228V107H227ZM244 105H245V108H246V111L244 110L245 108H244ZM258 105H259V103H258ZM109 106V107H108ZM112 106V107H111ZM123 107V110L121 109V107ZM132 106V107H131ZM147 106H149V107H152L151 106V103L149 104V105H142V107H141V109H142V111H141V109H139L142 113L143 112H145L147 109H148V107ZM166 108H165V107ZM177 106H176V108H177ZM204 106H206L207 107V109H206V107H204ZM216 108H215V107ZM239 105H238V107H240ZM125 107V108H124ZM128 107V108H127ZM145 107V108H144ZM163 107V108H162ZM209 107V108H208ZM226 107V108H225ZM25 108H24V110H23V107L21 108L22 110H23V112L25 111V113L27 112V110H25ZM114 108V109H113ZM120 108V109H119ZM147 108V109H146ZM169 108H171V109H169ZM197 108V109H196ZM210 108H213V109H210ZM229 110H228V109ZM244 108V109H243ZM103 109H106V110H103ZM118 109V110H117ZM128 109V110H127ZM145 109V110H144ZM196 111H195V110ZM201 109H203L204 110V114L202 113L203 112V110L201 111ZM241 109V107L239 108V109H236V110H240ZM19 111H17V113H15V115H17L16 117H17V119H16V117H15V119L13 118V116H15L14 114L13 115H11V116H8V119H6L5 121L7 122V124L9 123H12V124H14V123H19L20 122V120H21V118H23V117H25V114H23V112H22V110H20V109H18ZM107 110V111H108ZM120 110H122V111H120ZM138 110V112L139 113H141L140 111ZM156 110V109H155ZM158 110V109H157ZM167 110V111H168ZM201 113H199L198 111ZM210 110H211V112H210ZM217 110H218V112H217ZM228 110V111H227ZM216 111V112H215ZM237 111V112H238ZM242 111V112H243ZM19 112H21V115H19ZM120 112H122V113H120ZM197 112V113H196ZM210 112V113H209ZM215 112V113H214ZM243 112V113H244ZM104 113V112H103ZM213 113V114H212ZM240 113H241V111H240ZM193 115V114H195V115H193L192 117L193 118H195V119H193L192 117H191V115ZM196 114L197 115H199V116H196ZM210 116H209V115ZM219 114H221V115H219ZM225 114V113H224ZM263 114V113H262ZM19 115V116H18ZM125 115V116H124ZM203 115H205V116H207V117H205V116H203ZM212 115V116H211ZM216 115H217V118H216ZM22 116V117H21ZM101 116V115H100ZM125 118V120L122 118ZM127 116V117H126ZM263 116H264V114H263ZM21 117V118H20ZM85 118H86V116H84ZM79 118L80 120L81 119H83L82 121L86 124H90L92 127H93V125L94 126H96L98 123H101L100 121H101V119L99 118V117H97V116H88L87 118H86V120H85V118ZM94 119H92V118ZM121 117V118H120ZM129 117V118H128ZM210 117H212V118H215V119H212V118H210ZM218 117H220V119L218 118ZM18 118H20V119H18ZM95 118H96V120H95ZM101 118H102V116H101ZM121 120H120V119ZM189 118H191V119H189ZM205 118H207V119H209V123L207 124V126H205V127H202L203 129H201L200 130V124H201V122H202V120L203 119H205ZM258 118V117H257ZM10 119V120H9ZM88 119H90L89 121H88ZM92 119V120H91ZM100 119V120H99ZM122 119H123V121H122ZM198 119V120H197ZM200 119H202L201 121H199ZM80 120L78 121H76V123L78 122V124L77 125H79L80 126ZM191 120L192 121H194V122H192L191 123ZM196 120V121H195ZM214 120V121H213ZM251 120V121H250ZM255 120V121H254ZM262 120H264V117L263 118H261V121ZM15 121V122H14ZM81 121V122H82ZM125 121V122H124ZM131 121V120H130ZM181 121H182V124H181ZM217 121V122H216ZM220 121V122H219ZM260 121V118H259V122H261ZM82 122V123H83ZM186 122V123H185ZM212 122V123H211ZM219 122V123H218ZM96 125H95V124ZM104 123H105V121H104ZM188 123V124H187ZM190 123H191V125H190ZM198 123V124H197ZM203 123V122H202ZM71 124V123H70ZM73 124H75V121H74V123H72V125H71V127H73V128H75V126H73ZM86 124V126L88 127V125ZM93 124V125H92ZM129 124H127V125H129ZM181 124V125H180ZM185 124L186 125H189L188 127H186V128H192V129H196V131L194 130L193 132H191V133H189V134H186V135H188V137L187 136H182V135H180L178 132L180 131V130H182V129H185ZM213 124V125H212ZM216 126H215V125ZM11 125V124H10ZM43 125V124H42ZM76 125V126H77ZM90 125H89V127H90ZM179 125V126H178ZM262 125V126H261ZM29 127L30 126H35L33 123H31V124H29L28 125ZM191 126V127H190ZM194 126V127H193ZM197 126H198V128H197ZM219 126V127H218ZM241 126V127H240ZM260 126H261V128H260ZM78 127V126H77ZM196 127V128H195ZM207 127H208V130H207ZM214 127V128H213ZM216 127L218 128V130H219V132H220V134H219V132H218V130L216 129ZM248 127V128H247ZM263 127V128H262ZM39 128H41V127H39ZM38 127L36 128V133L37 134H40L39 132H41L42 133V131L39 129ZM178 128H179V130H178ZM204 128H205V130H204ZM220 128V129H219ZM256 128L258 129V130H256ZM260 128V129H259ZM246 129H247V131H248V133L246 132ZM262 129V130H261ZM198 130V131H197ZM215 130V131H214ZM230 130H232L231 132L232 133H230ZM241 130V131H240ZM242 130H243V132H242ZM253 130H254V133H253ZM261 130V131H260ZM60 130H58V131H55L56 133L55 134H53V135H51L50 133L48 134V137H47V135L46 136H43V137H41V141L39 140V142H38V140L36 141V142H34L36 145L35 146H33L32 148L33 149H37V150H39V149H41V151H43V149L45 148V149H47L46 148V146H50V145H48L49 143L51 144V141L53 140V139H55V136H56V138L60 141V142H62V138L64 139L65 138V142H64V140H63V146L64 145H66V147H65V152H68L67 154H65L64 155V159L68 162V165L70 164V163H72V162H70L71 160L73 161V153H70V151L71 152H73V149H74V147H76L77 146V148H78V146L81 148V150H79L80 148H75V150H79V151H82V149L86 146V144H85V142L88 140V139H86L87 137L86 136H84V132H82V131H79V134H80V132H82L80 135H79V137L77 136L76 137V139H77V141L75 142V139H73V140H71V138H69L67 135V130L65 131V130H62V131H60ZM64 131V132H63ZM229 131V132H228ZM245 131V132H244ZM249 131H251L250 133H251V135L253 134V135H256V136H258V138H255L256 136H253L252 135V137L254 138V139H251L250 137H251V135H250V133H249ZM255 131H256V133L257 134H255ZM262 132L261 134L259 133V132ZM174 132H175V134L176 135H174ZM217 132V133H216ZM235 132H237V133H235ZM63 133H65V134H63ZM229 133V134H228ZM241 133V134H240ZM242 133H247V134H245V136L244 135H242ZM224 134V135H223ZM232 134V135H231ZM233 134H235V135H233ZM82 135L84 136V138L82 137ZM159 135V137H157ZM171 135H174L173 137L174 138H172V136ZM226 135V136H225ZM230 135V136H229ZM248 135H249V138H248ZM53 138L52 140H51V138ZM59 136H60V138H59ZM63 136V137H62ZM70 139H68L67 137ZM177 136V137H176ZM179 136V137H178ZM233 138H232V137ZM236 136H238L237 138H236ZM241 136V137H240ZM242 136H244L243 138H246V139H241L240 140V138H242ZM260 136V137H259ZM263 136V137H262ZM47 138V140H49L48 138H50V141H49V143H48V141H46V139H44V138ZM152 137V138H151ZM160 137H162L163 139H160ZM224 137V138H223ZM231 137V138H230ZM235 137V138H234ZM68 140H67V139ZM80 138H82V139H80ZM156 138H157V140H156ZM159 138V139H158ZM183 138V139H182ZM185 138V139H184ZM220 138V139H219ZM57 139H55V140H57ZM155 139V140H154ZM170 139V140H169ZM227 139H228V141H227ZM232 141V140H234V142H231L230 140ZM237 139V140H236ZM255 139H257V140H255ZM83 140H84V142H83ZM148 140H150L149 142H148ZM162 140V141H161ZM164 140V141H163ZM175 140V141H174ZM225 140V141H224ZM245 141V142H242L241 143V141ZM251 140V142L249 143L248 141H250ZM255 140V141H254ZM262 142H260V141ZM159 141V142H158ZM166 141V142H165ZM171 141H173V142H171ZM239 141V142H238ZM252 141H253V143H252ZM42 142V143H41ZM43 142H45L46 143V145H45V143L43 144ZM72 142H75L76 143V145H75V143H72ZM79 144H78V143ZM166 143V145H165V143ZM176 142H177V144L179 143V144H182L181 146L180 145H178V148H179V152L178 151H176V153L180 156V157H178L176 160L178 161V162H180V163H178V165L176 166V160L174 161V163H176L175 164V166H173V165H170L168 168H166L167 169V171L165 170V168H160V166L162 165V167H164L163 165H165V164H161V163H159V162H162V161H157V158H156V156H158V154L159 155H161L162 153H164V152H167L168 151V153H165V154H170L171 153V148H172V146L171 145H174V144H176ZM228 142H230V143H234V144H230V143H228ZM255 142V143H254ZM41 143V144H40ZM48 143V144H47ZM82 143V144H81ZM87 143H89L88 141H87ZM117 143H119L118 141H117ZM170 143V144H169ZM220 143V144H219ZM237 143V144H236ZM245 145H244V144ZM248 143V144H247ZM251 143H252V146H251ZM68 144L70 145L71 144V148H70V146H68ZM74 144V145H73ZM114 144H116V143H114ZM160 144H162V145H160ZM224 146H223V145ZM250 144V145H249ZM262 144V145H261ZM40 145H41V148H40ZM81 145H83V146H81ZM87 145H89V144H87ZM117 145V144H116ZM206 145H208V146H206V148H205V146ZM230 147H229V146ZM242 145V146H241ZM261 145V146H260ZM43 146V147H42ZM89 146H91V147H89ZM89 146H87V147H89L88 149H90L89 151L91 152L92 150V155H91V153L88 151V149H86V152H85V156H83L81 159H83L82 160V162L80 161V163L79 162H77L78 164H76V166H74V165H72L71 166V164L69 165V168H67V176H69V178H71L72 176L73 177H75L74 178V180L71 178V179H69V182L72 180V186L73 185H76V184H78L79 185V187L78 186H73L72 188H74V187H76V190H77V187H78V189H79V191H78V194H86L85 192H87V190L85 191V189H84V186H83V182L85 181V179H86V175L84 174V173H89V169L87 170V168L89 167V166H91V160L93 161V162H95V163H97V156L95 155V153H97L98 154V156H99V151L97 152L96 151V146L95 147H93L91 144L89 145ZM170 146V147H169ZM197 146H199V147H197ZM203 146V147H202ZM219 147V146H223V147H219V148H217V147ZM237 146V147H236ZM241 146V147H240ZM258 146H260V147H258ZM51 147V146H50ZM73 147V148H72ZM99 146H97V148H98ZM213 147V148H212ZM215 147V148H214ZM233 147V148H232ZM247 147H251L252 149H253V151H255V149H256V147H257V151L260 149V151H259V153L257 152V151H255V153L257 152L258 154H255L253 151H252V149L250 148V152H252V153H254V155H256V156H252L251 157V160H252V158L254 159L253 161H249V159H248V161L249 162H252L251 164L250 163H248L247 164V160H246V163H245V161L244 162H242L241 163V161L239 162V161H234V163H235V166H234V163L232 162V164H233V166H232V164L230 165V162H229V164L228 165H230V166H228L227 164H225L224 163V167H223V169L221 168V164H223V161H224V159L225 158H227L228 156H230V154H233L234 153V151H235V153L237 152V151H241L242 149L244 150V149H246ZM1 148V147H0ZM49 148V147H48ZM160 148V149H159ZM162 148V149H161ZM166 148H168V149H166ZM197 148V149H196ZM199 148V149H198ZM223 150H222V149ZM227 148V149H226ZM237 148H239V149H241V150H239V149H237ZM248 148V149H249ZM2 149V148H1ZM0 149V151H2L3 152V149L1 150ZM44 149V152H41V151H39V154L40 153H42V155H40L41 157L39 158L40 159V163L42 164V166L45 164V165H51V161L53 160L52 158H56L55 156L56 155H54L55 153H52V155H51V152H47V150H49V149H47V150H45ZM69 151H68V150ZM92 149V150H91ZM116 149H118V151H120V148H119V144L116 146ZM165 149V150H164ZM193 149V150H192ZM205 150V151H202V150ZM208 149V151L206 152V150ZM222 151H221V150ZM224 149H226V150H224ZM233 149V150H232ZM237 149V150H236ZM25 151H21L22 153L24 152H26L25 154H23L24 156L27 154V151H26V149H24ZM98 150H99V148H98ZM143 150L144 151H146V152H143ZM160 150H164L163 152L161 151V153H160ZM170 150V151H169ZM178 150V149H177ZM188 150V151H187ZM201 150V151H200ZM247 150V149H246ZM245 150V151H246ZM261 150H262V152H261ZM46 151V152H45ZM84 151H85V149H84ZM87 151L89 152V153H87ZM95 151V152H94ZM155 151V150H154ZM184 151H186L185 153H184ZM189 151H191V152H189ZM195 152V153H193V152ZM197 151H198V153H197ZM214 153H213V152ZM227 151V152H226ZM230 151V152H229ZM247 151H249V150H247ZM1 152V153H2ZM94 152V153H93ZM153 152V153H152ZM202 152V153H201ZM212 152V153H211ZM225 152V153H224ZM21 153V154H22ZM44 153V154H43ZM145 153V154H144ZM158 153V154H157ZM180 153V154H179ZM183 153V154H182ZM187 153V154H186ZM208 153V154H207ZM218 153H220V155L218 154ZM229 153V154H228ZM20 154V156H23V155H21ZM46 154V155H45ZM51 156H50V155ZM124 154H125V156H124ZM148 154H150V155H148ZM152 154V155H151ZM182 154V155H181ZM196 156L197 155V157H196V161L198 162V164H197V162L196 161H194V163H190V157L191 156ZM211 154H213V155H211ZM215 154V155H214ZM223 154V155H222ZM227 154V155H226ZM260 154V155H259ZM48 155V156H47ZM68 155L70 156V157H68ZM91 155V156H90ZM121 156L120 158H118L119 156ZM131 155H133V157L131 156ZM144 155H147L146 157L144 156ZM153 155H154V157H153ZM184 155V156H183ZM190 155V156H189ZM200 155V156H199ZM205 155V156H204ZM207 155V156H206ZM209 155H211V156H209ZM218 155L220 156V157H218ZM258 155L260 156L259 158H257L258 157ZM92 156H94V157H92ZM96 156V157H95ZM127 156V157H126ZM138 156V157H137ZM151 156V157H150ZM186 156V157H185ZM199 156V157H198ZM202 156V157H201ZM216 156V157H215ZM72 157V158H71ZM143 157V158H142ZM150 157V158H149ZM182 157V158H181ZM186 158V159H184V158ZM187 157H189V159L187 158ZM205 157V158H204ZM206 157H209L208 159L206 158ZM211 157V158H210ZM255 157V158H254ZM94 158V159H93ZM131 158V159H130ZM137 159V161L135 160V159ZM145 158H146V160H145ZM180 158H181V160H180ZM220 158V159H219ZM224 158V159H223ZM46 159V161H44ZM48 159V160H47ZM49 159L51 160V161H49ZM67 159H70V160H67ZM133 159V160H132ZM150 160V163H149V160ZM151 159H152V161H151ZM203 159H206V160H203ZM212 159V160H211ZM216 159V160H215ZM256 159V160H255ZM258 159H260V161L258 160ZM54 160H56V159H54ZM53 160V161H54ZM127 160H128V162H130V164L129 163H127ZM139 160V161H138ZM155 160V161H154ZM158 160H160V158H158ZM223 160V161H222ZM50 163H48V162ZM52 161V162H53ZM119 161V160H118ZM121 161V162H122ZM132 161H134V162H132ZM144 161H147L146 163L144 162ZM205 161V162H204ZM210 161V162H209ZM255 161V162H254ZM55 162V161H54ZM67 162H66V164H67ZM85 164H84V163ZM138 164H137V163ZM203 164H202V163ZM214 162V163H213ZM257 162V163H256ZM262 162V163H261ZM30 163V162H29ZM28 162H27V164H25V166H27V168L26 169H28V167H29V165L31 164H29ZM95 163H93L94 165H95ZM132 163V164H131ZM151 163H152V165H151ZM161 164V165H159V164ZM187 163H188V165H187ZM196 163V164H195ZM200 163V164H199ZM210 163V164H209ZM221 163V164H220ZM239 163V164H238ZM245 163V165H243ZM255 163V164H254ZM53 164V163H52ZM82 164L84 165V166H82ZM92 164V166H94ZM123 164V165H122ZM128 164V165H127ZM155 164V165H154ZM179 164H180V166H179ZM205 164V165H204ZM213 164H214V166H213ZM240 164H242V165H240ZM251 165V167H250V165ZM45 165L43 166V167H45ZM78 165V166H77ZM122 167H121V166ZM131 165H134L133 167L131 166ZM144 165H146L145 167H144ZM148 165V166H147ZM149 165H151L152 166V168H153V171H151L152 170V168H151V166H149ZM159 165V166H158ZM182 165V166H181ZM183 165H185V166H183ZM204 165V166H203ZM211 165H212V168H211ZM216 165V166H215ZM226 165V166H225ZM239 165V166H238ZM247 165H248V167H247ZM252 165H255V166H252ZM30 166H32V168L31 167H29V169L31 168V169H33L34 167H33V165H30ZM76 167L74 170L72 169L71 170V168L72 167ZM82 166V167H81ZM125 166V167H124ZM137 166V167H136ZM192 168H191V167ZM198 166V167H197ZM200 166V167H199ZM208 166H209V168H208ZM218 166V167H217ZM241 166V167H240ZM243 166H245V167H243ZM53 167H55L54 165H53ZM71 167V168H70ZM73 167V168H74ZM77 167L78 168H80V171H76L77 170ZM84 167V168H83ZM121 167V168H120ZM142 167V168H141ZM157 167V170H159V171H157L155 168ZM166 167V166H165ZM175 167V168H174ZM180 167V168H179ZM181 167H185V169L184 168H181ZM187 167L189 168V170L187 169ZM196 167V168H195ZM204 167V168H203ZM205 167H207V168H205ZM217 167V168H216ZM239 167V168H238ZM25 168V167H24ZM60 168V167H59ZM58 167H57V170L59 169ZM85 168H86V170H85ZM123 168V169H122ZM131 170H130V169ZM140 168V169H139ZM151 168V169H150ZM160 168V169H159ZM171 168H174V169H170ZM200 168V169H199ZM203 168V169H202ZM222 169L221 171H219V169ZM224 168H226V169H228L229 168V170H227L226 171V169H224ZM234 168L236 169V170H234ZM251 168V174H253L254 175V173H255V175L257 176V177H260L259 179L260 180H258V178H257V180H255V182H254V180L252 179V182H251V177L253 176V175H251L250 174V171H249V169ZM54 169H56V168H54ZM68 169H70V171L68 170ZM83 169V170H82ZM123 171H122V170ZM142 169V170H141ZM147 169V170H146ZM150 169V170H149ZM164 171H163V170ZM180 169H183L184 171H186V169H187V173H189V176H192V177H189L188 176V174L186 173L185 174V172H183V171H180ZM192 169H193V171H192ZM195 169H196V172H195ZM242 169V170H241ZM248 169V170H247ZM79 170V169H78ZM86 172H85V171ZM118 170V171H117ZM127 170V171H126ZM138 170V171H137ZM141 170V171H140ZM146 170V171H145ZM155 170V171H154ZM162 170V172H160ZM200 170V171H199ZM214 170V171H213ZM238 170V171H237ZM255 170V171H254ZM71 173V171H72V174H71V176H70V174H68L69 172ZM74 171V172H73ZM83 171V172H82ZM134 174H132L131 172ZM149 171V172H148ZM165 171H166V173H165ZM198 171V172H197ZM222 171H224V173L222 172ZM232 171V172H231ZM240 174H238L237 172ZM252 171H254L253 173H252ZM139 172V173H138ZM145 172V173H144ZM150 172H152V173H154V174H152L151 175V173ZM168 172V173H169ZM179 172H180V174H179ZM195 174H194V173ZM213 172V173H212ZM218 172V173H217ZM227 172V173H226ZM235 174H234V173ZM245 173V174H243V173ZM247 172V173H246ZM77 173V174H76ZM79 173V174H78ZM83 173V174H82ZM127 173V174H126ZM141 173V174H140ZM162 173H165L166 175H162ZM184 173V174H183ZM226 173V174H225ZM249 173V174H248ZM73 174H75V176L73 175ZM82 174V175H81ZM157 174V175H156ZM197 174V175H196ZM219 176H218V175ZM221 174H223V175H221ZM246 174H248L249 176H250V180H248L247 178H249V177H247L248 175H246ZM263 174V175H262ZM35 175V174H34ZM40 175V174H39ZM85 177H84V176ZM127 175V176H126ZM136 175V176H135ZM144 175V176H143ZM148 175H151V176H148ZM160 175V176H159ZM180 175V176H179ZM183 175V176H182ZM187 175V176H186ZM193 175H195L194 177H193ZM209 175V176H208ZM214 175H216V176H214ZM225 175H227V176H225ZM231 175V177L229 178V176ZM232 175H235V176H232ZM237 175V176H236ZM242 175V176H241ZM254 175V176H255ZM262 175V176H261ZM33 176V175H32ZM30 176V177H28L27 179H26V183L28 182H30L31 180V182H32V185L33 184H36V183H38L39 181V183H41V179H42V176L40 177V176H38V173L35 175V176ZM39 178H41V179H39L38 180V177ZM79 176H81V177H79ZM162 176V177H161ZM165 176H166V178H165ZM210 176L211 177H214V178H210ZM247 177V178H245V177ZM254 176L252 177V178H254ZM7 177V176H6ZM5 177V178H6ZM12 178V176H9V177H7V179H5L4 178V180H5V182L6 183H10V182H12L13 181V179H14V177H13V179H11ZM126 179H125V178ZM129 177V178H128ZM140 179H139V178ZM152 177V178H151ZM154 177V178H153ZM185 177V178H184ZM216 177L217 178H219V177H221L220 179H218V180H220V183L218 182V184H216L217 183V181L218 180H216ZM239 177V178H238ZM32 178V179H31ZM83 178V179H82ZM197 178V177H196ZM209 178V179H208ZM225 178H227V181H226V179ZM234 178V179H233ZM238 178V179H237ZM29 179V180H28ZM36 179V180H35ZM78 179V180H77ZM135 179V180H134ZM143 179H144V181H143ZM146 179V180H145ZM151 179V180H150ZM161 179V180H160ZM225 179V180H224ZM233 179V180H232ZM241 179V180H240ZM247 179V180H246ZM255 179H256V177H255ZM263 181H262V180ZM7 180V181H6ZM28 180V181H27ZM33 180H35V182H33ZM77 180V181H76ZM128 180H131V181H129L128 182ZM134 180V181H133ZM157 180V181H156ZM161 181V182H159V181ZM164 180V181H163ZM181 180V181H182ZM212 180H214V181H212ZM215 180H216V182H215ZM222 180V181H221ZM230 180V181H229ZM240 180V181H239ZM10 181V182H9ZM80 181H82L81 183H79ZM149 181V182H148ZM155 181V182H154ZM212 181V182H211ZM233 181V182H232ZM242 181H244V182H242ZM261 181V182H260ZM68 182V186H70V188H71V184ZM75 182V183H74ZM132 182V183H131ZM135 182V183H134ZM207 182V183H206ZM226 182V183H225ZM235 182V183H234ZM239 182V183H238ZM259 182V183H258ZM22 183V185L23 186H21L20 185V189H21V191H23L24 189H27V185H26V183H25V181L23 182H21ZM139 183H141V184H139ZM212 183H214L213 184V186H211V188H210V185H212ZM222 183V184H221ZM234 183V184H233ZM250 183H252V184H250ZM254 183H256L254 186H253V184ZM24 184H25V186H24ZM31 184V183H30ZM30 184H28V187H33V186H31ZM70 184V185H69ZM80 184H82V185H80ZM125 186H124V185ZM129 184H131L130 186L131 187H129L128 185ZM143 184V185H142ZM148 184V185H147ZM150 184V185H149ZM164 183H162V185H163ZM215 184L216 185H218V186H215ZM228 184H229V186L231 187H229L228 186ZM232 184V185H231ZM241 184V185H240ZM37 185V184H36ZM39 185V184H38ZM37 185V186H38ZM127 185V186H126ZM139 185V186H138ZM142 185V186H141ZM145 185V186H144ZM209 187H208V186ZM223 185H225V186H223ZM239 185V187H237ZM67 186V187H68ZM82 186H83V188H82ZM123 186V187H122ZM147 186L150 188H148V189H146L147 188ZM220 186V187H219ZM235 186V187H234ZM241 186V187H240ZM243 186V187H242ZM246 186V187H245ZM36 187V186H35ZM59 187H63L62 185L61 186H58V189H60ZM128 187V188H127ZM141 187H143V188H141ZM154 187V188H153ZM214 187V188H213ZM224 187H225V189H224ZM237 187V188H236ZM255 187V188H254ZM181 188V187H180ZM210 188V189H209ZM236 188V189H235ZM250 188V189H249ZM4 189H6V190H4ZM53 189V188H52ZM48 190V192L49 191H51V192H49L51 195H55V197H57V196H59L58 194H60V193H58L57 194V192H59V191H61V189H62V191H64L65 190V188L63 187V188H61L60 190H58L57 189V186H56V189H55V187H54V190L56 191V193H53V192H55L54 190ZM64 189V190H63ZM228 189V190H227ZM230 189V190H229ZM232 189V190H231ZM238 189V190H237ZM8 190V192L10 191V189H7V188H2V192L3 193H6L5 191H7ZM58 190V191H57ZM80 190H81V192H80ZM111 190L110 191H108V193L110 194V192H111ZM122 190L120 191V192H122ZM212 190H217V192H215V191H212ZM228 192H230V193H228ZM236 190V191H235ZM126 191V192H125ZM127 191H129V192H127ZM190 191H192V192H197L196 193V197H198V198H194V196H193V194H195V193H193L192 195H191V192ZM207 191H208V194H206L207 193ZM211 191V194H209V192ZM222 191H225L226 193H224V192H222ZM255 191H256V189H255ZM47 192V193H48ZM171 192V191H170ZM181 192H183L182 194H180ZM189 192V193H188ZM22 193H24V192H22ZM63 193H65V192H62V194ZM115 193L113 194V193H111L112 194V196L114 197L115 196ZM186 193V194H185ZM188 193V194H187ZM19 194V193H18ZM83 194V195H84ZM174 194H176V195H174ZM181 195V196H179V195ZM235 194V193H234ZM17 195V194H16ZM20 196H18L17 198L14 196V198H13V200L14 201H11L10 203H9V205L7 206V207H5V209L3 208V209H1L0 210V217H7V215H8V217L10 216V215H12V214H14V210H16V209H18V207L20 206V205H22L21 203H24V202H22V201H24V200H26V198H25V193H24V195L23 194H19ZM119 196L120 194H116V196ZM126 195H124V196H126ZM188 195H191V196H188ZM206 195V196H205ZM210 195V196H212V195H214V196H217L221 201L222 200H225V201H222V202H219L218 200V198L216 197V198H214V199H212L213 198V196L210 198V196H209V198L211 199V200H213L214 201V203H215V205H217L218 203H220L219 205H217V206H219V208L218 207H216L214 204H212L213 202L210 200H208L209 198H208V196ZM24 196V197H23ZM116 196H115V198H113V200H112V198L110 199L109 198V200H110V202H112V204L111 205H108L109 204V202H108V200H105V198H102V196L98 199V201H101V202H99V203H101V205L103 206L102 208L105 210V211H107V208H105V207H108V211H109V213H108V211L106 212V213H104V215L106 214V215H108V216H105L104 217V221L103 222H100V225H101V223L103 224L102 226H100L99 224V226L100 227H102V228H105V227H107L106 225L107 224H111V221H112V224L111 225H109V227L108 228H111V227H116V226H121V225H119V221H120V219H121V221L123 220L124 221V224L125 223H128V222H130L131 221V219L130 218H132V221L136 218V217H143L144 219H150V218H152L151 216H153V213H151L150 211H151V209L153 208V204H152V202L154 201V203H156V202H158L159 200L158 199H160V198H157V199H153V201L152 202H150V203H143V202H141V203H143V204H139L138 203V201H136L137 202V204H139V205H136V202H133L131 205L133 206H130L129 207V204L128 203H126V202H124L123 201V199H124V197H122L121 199H122V201H120V196L118 197V198H116ZM121 196H122V194H121ZM176 196V197H175ZM193 196V197H192ZM206 197V198H204V197ZM224 196V197H223ZM23 197V199H21L20 200V198H22ZM109 197H111V196H109ZM201 197V198H200ZM223 197V198H222ZM262 197V196H261ZM260 197V198H261ZM184 198H185V200H184ZM192 198V200H190ZM208 198V199H207ZM260 198L259 199H256L257 201H255V204H254V206L255 207H253V206H249L252 210H254V209H256V207H259L261 204H263L264 205V203H263V201H264V195H263V198H261V200H260ZM118 199V200H117ZM180 199V200H179ZM183 199V200H182ZM188 201H187V200ZM218 199V200H217ZM115 200V201H114ZM157 200V201H156ZM196 200V201H195ZM258 200H260V203H258ZM97 201V202H98ZM106 201V202H105ZM120 201V203H119V205L121 204V202L123 203L124 202V204H126V205H123V204H121L120 206H122L123 205V207L122 208H119L118 207V209H116V207H117V205L116 204H118V202ZM156 201V202H155ZM182 201V202H181ZM184 201V202H183ZM192 201V202H191ZM199 201V202H198ZM261 201H262V203H261ZM15 202V203H14ZM104 202H105V204H104ZM116 202V203H115ZM201 202V203H200ZM213 205L212 207H211V204ZM216 202H218V203H216ZM44 203H46V204H44ZM108 203V204H107ZM198 203H200V205L198 204ZM203 203V204H202ZM221 203H223V205L224 206H226V208H224L222 205H221ZM225 203V204H224ZM229 203V202H228ZM257 203V204H256ZM48 204V205H47ZM51 203L50 202H48L47 203V201L46 202H43V203H41L40 205H38V207H35V206H32V207H30L29 209L30 210H27L26 212H25V214L23 215V217H21V222L23 223H21L20 222V220L17 222V223H15V228L18 230L19 228L21 229V226H23L24 227V224H25V222L26 221H29V219H30V222L32 223L31 225L33 226V225H39L37 228L35 227V226H33V227H35V229H33L31 232H30V234L28 233L26 236H25V239L26 240H28V242H29V244H28V247H26L25 248V250H24V252L21 254V257L24 259V260H26L27 261V264H32V263H34L33 261H38V262H41L42 261V259L44 258L45 260H48V261H55L56 263H58V264H97L98 262H99V259L101 260V262H99L98 264H109V262H111L110 264H112L113 263V260H111V259H113L114 257L113 256H110L108 253L109 252H107V248L105 247L109 242H108V240H104V239H106V238H108V236L106 235V234H103V235H101V234H99L100 235V238H99V236H98V231H95V228H97V230L99 229L100 230V227L97 225V227L95 226H92V224H91V222L89 221V223L87 222V220H85L86 219V216L87 215H89L88 213H94L95 212V210H96V208H97V206H96V208H95V206L94 205H92V206H94V207H91V205L89 206L90 208H88L87 210H85V212L87 211V213H85L84 212V210H83V212H81V217L78 215L76 218H74L73 219V221H71V219L72 218H68V220H70V222H67V221H63V220H61V221H63L62 223L59 221L57 224V228H58V226H59V228L58 229H60V230H56V232L55 231H52V232H50L49 231V229H44V227H43V221H42V219H41V217H39V216H37V217H39V218H37V217H35V214L36 215H38V213L40 212L41 213V215H42V218H43V216H46L49 212V214H51V209H52V207H50L51 205H50ZM134 204V205H133ZM152 204V205H151ZM179 204V205H178ZM185 204V205H184ZM196 204V205H195ZM208 204V205H207ZM260 204V205H259ZM11 205V206H10ZM19 205V206H18ZM50 205V206H49ZM96 205V204H95ZM116 205V206H115ZM149 205H150V208H149ZM197 205H199V206H197ZM210 205V206H209ZM113 206H114V208H113ZM146 206V207H145ZM220 206H221V208H222V210H221V208H220ZM240 206V207H239ZM242 205H238V208H236L237 206H234L235 207V213H239V214H237L238 216H237V218H239V216H240V219L242 218H244L243 220H246V217H247V219L251 222L252 221V218H254V217H256V215H255V210H254V212L250 209L249 211H252V213L251 212H249V211H247L248 209H246V205H243V207H241ZM41 207V208H40ZM46 207H48L49 208V211H48V208H46ZM88 207V206H87ZM86 207V208H87ZM135 207H136V210H135ZM147 208V210L145 209V208ZM186 208V210H185V208ZM196 209H195V208ZM199 207V208H198ZM202 207V208H201ZM205 207V208H204ZM214 207H215V209H214ZM234 207H233V210H229L228 209V211L230 212V213H233L234 212ZM31 208H32V211H31ZM39 210H38V209ZM44 208V209H43ZM51 208V209H50ZM212 208V209H211ZM224 208V209H223ZM245 210H244V209ZM254 208V209H253ZM264 208V206H262L261 205V209L262 210H264L263 209ZM6 209H8V210H6ZM33 209H35V211H33ZM45 210L46 212H48V213H46L45 212V214L43 215V213H44V211L43 210ZM109 209H111V210H109ZM126 209V210H125ZM143 211H142V210ZM150 209V211H148ZM188 209V210H187ZM203 209V210H202ZM204 209L205 210H207V211H204ZM209 209V210H208ZM237 209V210H236ZM91 210V211H90ZM112 210H114V211H112ZM171 210V211H170ZM185 210V211H184ZM189 210H191L190 212H192V214L189 212V214H188V212H186V211H189ZM210 210H213V211H211L210 212ZM215 210H216V212H215ZM243 212H242V211ZM132 211H134L135 212V214L133 213V215H132V213H130V212H132ZM200 211V212H199ZM201 211L203 212V213H201ZM227 211V213H229ZM10 212V213H9ZM11 212H13V213H11ZM31 212V213H30ZM33 212H35V213H33ZM38 212V213H37ZM116 212H117V215H119V214H121V215H119L118 217L115 215L116 214ZM120 212V213H119ZM125 212V213H124ZM142 213V215L143 216H141V213ZM149 212V213H148ZM182 212V213H181ZM212 212H214L213 214H212ZM241 212H242V214H241ZM246 212V213H245ZM247 212L250 214H252V216H251V214L249 215V214H247ZM6 213V215L4 216V214ZM8 213V214H7ZM28 213V214H27ZM31 215H30V214ZM84 213L86 214V216L84 215ZM114 213V214H113ZM128 213V214H127ZM146 213V214H145ZM175 213H176V215H175ZM187 213V216L185 215ZM199 213L202 215V217H203V215H206L204 218H202V219H200L201 218V216H199ZM48 214V216H51V215H49ZM124 214V215H123ZM130 214H131V216H130ZM150 214V215H149ZM183 214V215H182ZM211 214V215H210ZM215 214V215H214ZM241 214V215H240ZM254 214V215H253ZM40 215V216H41ZM83 215H84V217H83ZM112 215H114V216H112ZM127 215H129V216H127ZM145 215V216H144ZM149 215V216H148ZM165 215H166V217H165ZM214 215V216H213ZM25 216H26V218H25ZM32 216H33V218H32ZM128 218H127V217ZM172 216V218H174V217H177V219L176 218H174V220L176 219L177 220V222L176 221H173V220H171V218H169V220L168 219H166V218H168V217H171ZM174 216V217H173ZM196 216L199 218L198 219V221H197V218H196ZM218 216V215H217ZM242 216V217H241ZM254 216V217H253ZM12 217H13V215H12ZM112 217V218H111ZM150 217V218H149ZM154 217V216H153ZM188 217V218H187ZM189 217L190 218H192L191 220H189ZM22 218L24 219L23 221H22ZM49 218V217H48ZM106 218H108L107 220L109 221V219L111 220V221H107V220H105ZM126 218V220H124ZM134 218V219H133ZM156 218V217H155ZM155 218H153V219H155ZM179 218V219H178ZM187 219V221L189 220V222L190 221H192L191 222V224L188 222V223H185L186 221V219ZM257 218H259V217H257ZM257 218H254L255 220L257 219ZM38 219V220H37ZM76 219V220H75ZM117 219V220H116ZM166 219V220H165ZM241 219V225L243 226L245 223V225L242 227L241 225H239V224H237V226L239 225L241 228L239 229V226L237 227V226H235L236 224H234V225H232V227L230 226V229L227 227V229H229V231L227 230V229H225V231L226 232H228V233H230L229 234V236L231 237V235H233L234 233V235H233V238L231 237V239H230V237H229V239H230V241H226L227 243H221L222 244V246H223V244H224V249L223 248H221V250H222V252L221 253H223V255L220 253V252H217V250L216 249H219L218 251H220V247H222L220 244L218 245V246H216L215 248L216 249H214L213 248V251H214V253H220V254H216L217 255V257H216V255H215V261H217V260H223V262L222 261H220V263L222 262L223 264H224V262H226L227 260H230L231 259V257H232V255H233V251H235V253L237 252V250L236 249H240L239 250V253H240V256L243 258L241 261H242V263L243 262H245L246 261V259H247V255H246V253H248V251H249V249H248V245L251 243V237L249 238L250 239V242L248 243L247 242V240H249V239H246V238H244V240L246 239V241H244V243H246V244H248L247 245V249H246V244H244V249L243 248H238V246H234L233 245V247L234 248H230V247H232V243H233V239L234 238H237V235H238V238H239V236L241 237L242 236V234H244V232H245V230H246V227L248 228L249 227V223H247L246 221L243 223L242 220ZM261 219H263V217H261L260 218V220ZM66 220V219H65ZM200 220V221H199ZM75 221H78L77 223L75 222ZM81 221V222H80ZM107 221V222H106ZM122 221V222H123ZM127 221V222H126ZM166 221H168V223L166 222ZM257 221H259V219L257 220ZM256 221V222H257ZM262 221V220H261ZM261 221H259V222H261ZM36 222H37V224H36ZM80 222V223H79ZM105 222H106V225H105ZM116 222H117V224L118 225H115L114 226V224H116ZM171 222H175V223H171ZM197 222H201L199 225H198V223ZM256 222L254 221H252V224L250 223V225L251 226H253L254 224L256 225ZM259 222H257V223H259ZM22 224V225H20V224ZM33 223H35V224H33ZM40 223V224H39ZM164 223H166V224H168L167 225V227H166V224H164ZM205 223V222H204ZM254 223V224H253ZM67 224V225H66ZM70 224V225H69ZM90 224V225H89ZM120 224H122V225H124L123 223H120ZM169 224L171 225V226H169ZM184 224H186V225H184ZM196 224L198 225V227L196 226ZM62 225H64V226H62ZM76 226V227H74V226ZM86 225H87V227H86ZM148 225H151V226H148ZM164 225H165V228H164ZM174 226V228H173V226ZM187 225H189V226H187ZM193 225H195V228L194 227H192V229L194 228V229H196V227H197V230H192V229H188V228H191V226H193ZM248 225V226H247ZM18 226V227H17ZM163 226V227H162ZM234 226V227H233ZM23 227H22V229H23ZM40 227H43V228H40ZM63 227V228H62ZM71 227H73V229L71 228ZM79 227V228H78ZM94 227V228H93ZM151 227V228H150ZM172 228V230H167V229H171ZM238 229H237V228ZM40 228V229H39ZM67 228V229H66ZM80 228H82V229H80ZM153 228V229H152ZM158 228H160V230H158ZM231 228L233 229V230H231ZM243 228V229H242ZM245 228V229H244ZM22 229H21V231H22ZM44 229V230H43ZM74 229H77V230H74ZM106 229V228H105ZM152 229V230H151ZM164 229V230H163ZM81 232H80V231ZM82 230H83V233H82ZM106 230H108V229H106ZM106 230H103V231H106ZM234 230H237L236 232L234 231ZM19 231V230H18ZM42 232V233H39V232ZM73 231V232H72ZM196 231V232H195ZM231 231H232V234H231ZM234 231V232H233ZM243 233H242V232ZM36 232V234H33V233H35ZM67 232V235L65 234ZM75 232H76V235H74L75 234ZM93 232V233H92ZM51 233V234H50ZM71 234V235H69V234ZM79 233H81V234H83V236H81ZM90 233V234H89ZM134 233V232H133ZM183 233V234H182ZM193 233V234H194ZM203 233H205V231L203 230V231H199V234H201V235H198V236H200V237H198L197 235H195L197 238H199V240H198V245L196 244V247L197 246H200L201 244V247L200 248H202V246H203V248H206V246L208 247V245H207V243H206V245H204L203 244V242H207L208 241V239H205V237H204V235L205 234H207L206 235V238L209 236L208 235V233L206 232L205 234H203ZM211 234H212V236H216L217 235V233H216V235H215V232H210ZM209 233V234H210ZM240 233H242L241 235H240ZM39 234V235H38ZM78 234H79V236H78ZM93 234H95V235H93ZM129 234H132L131 232H129ZM203 234V235H202ZM237 234V235H236ZM32 235H35V236H32ZM46 235V236H45ZM58 237H57V236ZM60 235H62V236H60ZM68 235L70 236V237H68ZM85 235V236H84ZM135 235V234H134ZM137 235V234H136ZM46 237V238H48L49 240H47V241H45V238L44 237ZM62 238V239H60V237ZM74 238H73V237ZM127 236H130V239L132 240V238L134 237L133 236V234L132 235H127ZM126 236V237H127ZM138 236V237H137ZM136 237H135V239H133L135 242L136 241H138L137 240V238H139V235H137ZM204 237V238H201V237ZM235 236V237H234ZM33 237V238H32ZM42 237H43V239H42ZM86 237V238H85ZM106 237V238H105ZM132 237V238H131ZM196 237L193 239V241L194 242H197V240H196ZM254 237V236H253ZM40 238V239H39ZM54 240V238L57 240L58 238V240H62L63 242H64V244H65V242H67V244H69V242H73L74 240H76V242L78 241V240H80L81 242H90L89 240H91V242L93 243V241H95L96 243H98L99 242V240H100V242L98 243V245H99V247L96 249V251L97 252H100V250H101V252H102V255H103V253H105L106 254V258H104V255L102 256H99L101 253H96V251H95V253H96V255H97V261L96 262H92V260H91V258H89V256L91 255V253H88V257L86 256V254L84 255V254H82V253H80L79 252V254H78V252H77V255H75L74 256V254H73V252L74 253H76L75 252V250H72L70 253H68V255L69 256H64V257H66L67 259H65L64 257H60V256H58V251L60 250V247H58V245L59 244H56L57 242L58 243H60L61 245L63 244V242L62 241H58L57 240V242H55L56 240H54V243H55V245H54V243H53V241L51 240ZM63 238L65 239V240H63ZM69 238V239H68ZM78 238V239H77ZM93 238H94V240H93ZM97 238V239H96ZM103 238V239H102ZM125 238V237H124ZM128 238V237H127ZM127 238H125L126 240H124V242L122 243L123 245H124V247H123V245L122 244H120L119 245V247L117 248L118 250L117 251H121V250H123V249H125V247L127 246V244H125V242L127 241ZM30 239V240H29ZM66 239H68V240H66ZM82 239V240H81ZM101 239H102V241H101ZM110 239V238H109ZM202 239L204 240L203 242H201L202 241ZM253 239H256V237L255 238H253ZM252 239V240H253ZM32 240V241H31ZM42 240V242L41 243H39L40 241ZM72 240V241H71ZM98 240V241H97ZM131 240H128L127 241V243H128V245H129V241L130 242H134V241H131ZM31 241V242H30ZM45 241V242H44ZM80 241H78L79 243H81ZM110 241V240H109ZM193 241H192V243H193ZM199 241H200V243L201 244H199ZM76 242H74L75 244H77ZM94 242V243H95ZM103 242H104V245H103ZM108 242V243H107ZM231 244H230V243ZM39 243V244H38ZM191 243V247L193 246V244ZM42 244V245H41ZM44 244H47V245H44ZM63 244V245H64ZM31 247H33V248H30V246ZM37 245H39V246H37ZM50 245H51V247H50ZM54 245V246H53ZM66 245V244H65ZM65 245H64V247H65ZM101 245H103V247L101 246ZM195 245V244H194ZM228 245H231V246H228ZM225 246H227V247H225ZM47 247H49V249L50 250H53L54 251V249H55V253L54 252H52L54 255H50V253L51 252H49L50 250L47 248ZM54 247H58V249L57 248H54ZM62 247L63 246H61V249H62ZM191 247L190 248H187V247H185L186 248V251H184L185 249L183 248V251L181 250V255L183 256V257H186V256H184V253H185V255H187L188 254V252H189V249H190V251H193V250H195L196 249V247H194V248H192L191 249ZM217 247H219V248H217ZM236 247V248H235ZM249 247H250V245H249ZM35 248H36V250L39 248L40 249V251H36L35 250ZM43 248V249H42ZM47 248V249H46ZM54 248V249H53ZM66 248V247H65ZM64 248V249H65ZM104 248V249H103ZM106 248V249H105ZM48 252V254H47V252L45 251V250ZM64 249H62V250H64ZM120 249V250H119ZM187 249H188V251H187ZM228 249H230V250H228ZM233 249V250H232ZM242 249V250H241ZM36 252H35V251ZM44 250V252H42ZM58 250V251H57ZM99 250V251H98ZM103 250V251H102ZM197 250V249H196ZM212 250V249H211ZM211 250H209L210 252H211ZM215 250H216V252H215ZM226 250V251H225ZM228 250V251H227ZM245 250V251H244ZM31 251H32V253H31ZM213 251L211 252V254H214L213 253ZM223 251H225V252H223ZM231 251V252H230ZM42 252V253H41ZM46 252V255L44 254ZM180 252V251H179ZM186 252H187V254H186ZM229 252V253H228ZM246 255H244L243 256V253ZM190 253V252H189ZM207 253V252H206ZM206 253H204L205 255H206ZM209 253V252H208ZM208 253H207V255H208ZM225 253V254H224ZM35 255V256H33V255ZM36 254H41L40 256L39 255H37L36 256ZM72 254H73V257H71L72 256ZM211 254H209V255H211ZM232 254V255H231ZM23 255L25 256V257H23ZM28 255V256H27ZM56 255V256H55ZM60 255V254H59ZM84 255V256H83ZM180 255V253H179V256H181ZM205 255H203L202 254V257L201 258H204V256ZM208 255V256H209ZM227 255V256H226ZM27 256V257H26ZM31 256V257H30ZM52 256V257H51ZM81 256H83V258L81 257ZM110 256V257H109ZM177 256H178V254H177ZM219 256V257H218ZM222 256L224 257V258H222ZM225 256H226V259H225ZM229 256V257H228ZM231 256V257H230ZM1 257V256H0ZM35 258V257H37V258H35V259H33V258ZM50 257H51V259L52 260H50ZM85 257V258H84ZM98 257H100V258H98ZM111 257H113V258H111ZM207 256H205V258H206ZM221 257V258H220ZM228 257V258H227ZM244 257H246V258H244ZM86 258H87V260H86ZM103 258V259H102ZM107 258L110 260V261H108L107 260ZM182 258V257H181ZM216 258H219V259H217L216 260ZM230 258V259H229ZM32 261H31V260ZM41 261H40V260ZM184 259H187V258H184ZM30 260V261H29ZM45 260H43V261H45ZM108 262H107V261ZM183 260V259H182ZM245 260V261H244ZM179 261V260H178ZM217 262H219V261H217ZM221 263V264H222ZM242 263H240V264H242Z\"/></svg>","mask_w":264,"mask_h":264}]
</instances>
